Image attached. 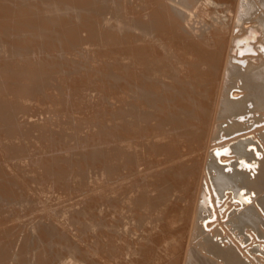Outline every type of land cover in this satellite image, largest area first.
<instances>
[{"label":"bare ground","instance_id":"bare-ground-1","mask_svg":"<svg viewBox=\"0 0 264 264\" xmlns=\"http://www.w3.org/2000/svg\"><path fill=\"white\" fill-rule=\"evenodd\" d=\"M43 1V0H42ZM59 1V0H58ZM58 1L56 0V2H55V4H57L58 3ZM65 1V0H64ZM69 2H70V0H68ZM68 1H65V2H67L68 3ZM72 1V3H74L73 1L74 0H71ZM76 2H77V0H75ZM82 1H84V0H82ZM87 2H89L88 0H86ZM94 1V0H93ZM111 1V0H110ZM116 1V0H115ZM137 1V0H136ZM44 2H45V0H44ZM49 2V1H48ZM47 2V3H48ZM51 2H52V4L54 5V1H52L51 0ZM62 2V1H61ZM61 2H59V3H61ZM79 2H80V0H79ZM85 2V1H84ZM86 2V3H87ZM92 1H90L89 3H88V7H89V4L91 3ZM95 3H97L98 4V0H97V2L96 1H94ZM94 2H92L91 3V5L94 3ZM101 2H102V0H101ZM101 2H99V4L101 3ZM104 2H105V0H104ZM107 2V1H106ZM112 2V1H111ZM148 2V1H147ZM153 2H154V4L156 5L154 8H153V11L152 12H150L151 10V8H149V7H147V8H149V10L146 12V8H144L145 10H143L144 12H146V14L148 15V13H151V14H149L150 15V17L148 18V19H150V21H149V23H146V22H148V19H146L147 21H145V19L143 18V16H142V18L144 19V20H142V21H138L139 19H136L135 20V17H137V16H135L136 15V13L133 11V13H135V17L133 18L135 21H138V23H140V25H137V26H139V28H138V31H142V32H140L139 34L137 33V35H141V33H142V37H139V36H137V37H139L143 42H144V40H146V38H147V40L149 39V41L151 42V43H149L150 44V46L152 45L154 48V52H152V54L150 53V55L149 54H147V51H146V49L148 50V48L149 47H145V45L144 46H141V44H140V46L137 48V59H135V58H132V59H135V60H137L138 62H136V63H138L136 66L138 67V69H139V71L141 72L140 73V76L138 77V75H136L138 78H139V80H137L138 81V85L137 84H135V85H137V88H139V89H141V90H138L137 88V90H138V93L140 94V96H141V98H142V100L144 99V101L146 102L147 101V103L149 102V103H151L150 105V109L152 108L155 112H153V113H155L154 115H158L160 118L159 119H157L158 120V122L159 121H161V125L163 124L164 126H167V127H162L161 128V126H159L160 124L157 122V124H159L158 126L160 127V128H155V126H157V124L155 125L154 123H156V122H154L153 123V125H152V127H149L148 128V126L147 125H150V124H148L149 123V121H148V119L150 118V116H152V114L151 113H149L148 111H144V112H140V111H138V113L140 112V114H141V117H139V118H134L135 120H131L130 118H128L127 120H129L130 119V121H132V122H129L126 126H125V129H124V132L126 133V134H129V132L131 131V130H133L134 132H132V133H135L136 134V136L138 137V133L142 130H145L146 129V131H147V134L149 133L151 136L154 134L155 136V140H154V143H153V146L152 147H150V146H148V147H150V148H153L154 149V151H152L151 149H147V150H151L155 155H157V156H162L163 157V159L161 160V164L158 166V167H156L155 168V166H156V164H155V166H153L154 167V171H153V180H154V184L151 182L150 183V186L149 187H151V188H153L152 187V185L151 184H153V186H154V188H155V195H153V196H155L154 198L156 199V201L155 202H157V201H160L159 203L157 202V204L155 205V202L153 203V201L155 200L154 198H152V199H154V200H152L150 197H152V196H150V195H148V197L152 200V203L149 201V200H147V198H146V195L148 194L146 191H145V189H147V187L148 186H146L147 185V183L149 182H147L146 183V188L144 189V187L142 186V188L144 189L143 191H142V194H141V196L139 197V198H137V197H134V198H130L128 195H127V192L126 191H124V190H122V192L124 193V196H123V199H127V200H129L128 202L130 203V200L132 201V207H133V209H134V207H136L135 209H134V214L133 215H135L134 217H132V219L133 218H136L135 219V221H137V222H135V223H137L136 224V226L135 225H133V226H135V228H131V229H128L129 227L127 226V224H126V226L127 227H123L122 225V222H120L119 221V224H122L121 226L124 228V230H126L125 232H127L128 233V231L131 233V236L130 237H134V235H133V233H135V232H137L138 231V233H140V231L139 230H141V229H145L146 228V224L148 223H150V225L151 224H153L154 225V228H155V230L157 229V231L159 230L160 232H162L163 231V233L161 234V235H163V234H165V233H167L165 236H160L161 238H163V241L164 240H166L165 242L167 243V249H168V252H167V255H168V259L170 258L171 260H170V262H168L169 260L168 259H166V261L170 264H264V0H153ZM43 3V2H42ZM50 3V2H49ZM48 3V4H49ZM81 3V2H80ZM108 3V2H107ZM113 3V2H112ZM137 3V2H136ZM138 3L140 4L141 2H139L138 1ZM137 3V4H138ZM44 4V3H43ZM43 4L41 5V4H39V5H41L42 7H44L43 6ZM62 4H63V2H62ZM61 4V5H62ZM70 3H68L67 5H66V3H65V5L66 6H70L69 5ZM77 4H78V2H77ZM83 3H81V5H82ZM97 4H95V6H100L101 5V7H103L104 5H102L103 4V2L100 4V5H97ZM105 4V3H104ZM118 4V3H117ZM117 4H115V7H114V9L116 8V5ZM141 4H143V3H141ZM140 4V5H141ZM149 4H150V2H149ZM148 4V5H149ZM45 5V4H44ZM74 5H76L75 3H74ZM74 5H72L71 7H73ZM80 5V4H79ZM78 6V8H82L83 9V7L82 6ZM84 5V4H83ZM86 6H87V4H85ZM106 5V4H105ZM109 5L110 6H112L110 3H109ZM109 5H106V6H108V8H110V6ZM147 5V4H146ZM41 6H39V8L41 7ZM47 6H49V5H46L45 7L47 8V12H45V10H43L45 13L44 14H48V12L50 11L49 10V8H51L52 7V5H51V7L49 6V7H47ZM58 6H59V4H58ZM94 6V4L92 5V7ZM94 6V7H95ZM153 6V5H152ZM56 7V8H55ZM71 7H68V9H65V7H64V4H63V8L65 9V10H67L66 11V14H67V12L68 11H71V13H74V15H75V12H76V14H77V12L79 11V9H78V11H75V12H72V8ZM85 7V6H84ZM87 7V8H88ZM97 8L98 10H99V12L100 11H103V9L102 8ZM137 7V6H136ZM135 7V5H134V8H136ZM140 7V6H139ZM143 7H144V5H143ZM146 7V6H145ZM55 8V9H54ZM59 8V10H60V7H58ZM69 8L71 9V10H69ZM77 8V5H76V7L74 8V9H76ZM90 8V7H89ZM105 8H107V7H105ZM104 8V9H105ZM141 8H142V5H141ZM141 8H140V10H141ZM23 9H25V8H23ZM53 9L54 10H57V6H54L53 7ZM81 9V10H82ZM85 9V8H84ZM83 9V10H84ZM96 9V8H95ZM96 9V10H97ZM102 9V10H101ZM113 9V10H114ZM118 9V8H117ZM28 11V9H25V12L27 13V11ZM37 10V9H36ZM35 10V11H36ZM59 10H58V13H60L59 12ZM62 10V9H61ZM60 10V11H61ZM77 10V9H76ZM83 10H82V12H80V13H83ZM87 10H89V9H87ZM90 10H92V9H90ZM106 11H107V9H105ZM112 10V9H111ZM111 10H110V12H111ZM116 10V9H115ZM138 10V12H141L139 9H137ZM136 10V11H137ZM34 11V12H35ZM40 11V10H39ZM39 11H38V13H39ZM42 11V12H43ZM63 11V10H62ZM74 11V10H73ZM86 11V10H85ZM93 11V10H92ZM95 11V10H94ZM118 11V10H117ZM117 11H115V14H118V13H116ZM3 12L5 13V10L3 9ZM2 12V14H4ZM21 12H24V11H21ZM29 12V11H28ZM30 12H32L33 14V16H35L34 15V12L33 11H31V9H30ZM29 12V14H30V17H31V13ZM42 12H41V14H42ZM52 12V14H55V12L54 11H51ZM64 13H65V11H63ZM63 12L61 13V14H63ZM86 12H89V11H86ZM91 12V11H90ZM89 12V16H87L88 18L92 15L91 13ZM98 12V13H99ZM108 12V11H107ZM114 11H112V13H113ZM38 13H37V11H36V15H38ZM50 13V12H49ZM57 13V12H56ZM57 13V14H58ZM70 13V12H69ZM70 13V14H71ZM80 13H78V14H80ZM100 13H102V15H104V13L103 12H100ZM28 14V13H27ZM28 14V15H29ZM40 14V15H41ZM52 14H50V16L52 15ZM57 14H55V15H57ZM91 14V15H90ZM93 14H94V16L93 17H95V18H97L96 17V12L94 13L93 12ZM108 14V13H107ZM114 14V15H115ZM138 14V13H137ZM4 15H6V13L4 14ZM20 16H21V14H19ZM22 15H24V14H22ZM43 15V14H42ZM45 15V18L43 17V16H40V17H43L44 19H47L46 17H48V21H52V20H54V18H53V16L54 15H52V19L50 20V17H49V15H47L46 16ZM60 15V14H59ZM59 15H57L58 16V18L60 19V17H62V16H64V15H62V16H59ZM100 16H101V14H99ZM113 15V14H112ZM139 15V14H138ZM142 15V14H141ZM143 15H144V13H143ZM146 15V16H147ZM7 16V15H6ZM5 16V18H7ZM19 16V17H20ZM32 16V17H33ZM39 16V15H38ZM38 16H37V18H38ZM56 16V17H57ZM65 16H67V15H65ZM64 16V17H65ZM70 17L71 16H73V15H69ZM78 16V15H77ZM84 16H85V14L83 15V17H82V15H81V17L82 18H84ZM107 16V15H106ZM115 16H117V15H115ZM122 16V15H121ZM25 17H27L26 15L24 16V18ZM30 17L28 16V18H29V20H30ZM32 17H31V19H32ZM68 17V16H67ZM69 17V18H70ZM74 17V16H73ZM80 17V18H81ZM86 17V16H85ZM111 17H113V16H111ZM123 17V16H122ZM122 17H120L119 19H121ZM139 17H141V16H139ZM139 17H137V18H139ZM145 17V16H144ZM66 18V17H65ZM68 18V20H70ZM79 18V17H78ZM90 18H92V17H90ZM102 18V17H101ZM103 18H106V17H104L103 16ZM108 18V17H107ZM142 18H140V20L142 19ZM23 19V16H22V18H20V20H22ZM36 18L34 17V20H35ZM39 19V18H38ZM62 19V18H61ZM75 19H77V18H75ZM75 19H74V21H75ZM86 19V18H85ZM112 19V18H111ZM111 19H109V20H111ZM116 18H113V20H115ZM17 20H18V17H17ZM16 19H15V21H17ZM25 20H27V18L26 19H24V22H25ZM33 20V19H32ZM42 20V19H41ZM66 20V19H65ZM82 20H84V19H82ZM105 20V19H104ZM116 20H118V18L116 19ZM127 20V19H126ZM134 20H132V21H134ZM13 21H14V19L12 20V25L14 24L13 23ZM14 21V22H15ZM31 21V20H30ZM47 21V24L49 23H53V21L52 22H48ZM57 21H59L58 19L56 20V22ZM62 21H64V19L62 20ZM72 21H73V19H72ZM78 21H79V19H78ZM78 21H75V22H78ZM84 21H86V20H84ZM83 21V22H84ZM88 21H89V19H88ZM101 21H102V19H101ZM120 21V20H119ZM123 21H124V23L123 24H125V22H126V26H127V23L129 22V19H128V22L127 21H125L124 20V18H123ZM145 21V22H144ZM21 21H18V23H20ZM23 22V21H22ZM61 22V21H60ZM59 22V24L61 25V23ZM82 21H81V19H80V21H79V23H81ZM87 22V21H86ZM100 22V21H99ZM98 22V23H99ZM108 22V21H107ZM113 22V21H112ZM112 22H109L108 24L110 25V24H113ZM115 22V21H114ZM131 22V21H130ZM10 23H11V21H10ZM15 23H17V22H15ZM27 23L28 24H30V27L31 26H33L35 23H36V21H35V23L33 22V21H31V23L28 21V22H26V25H27ZM45 23V26H47L46 25V22H44ZM55 23V22H54ZM53 23V24H54ZM58 23V22H57ZM68 23V22H67ZM77 24V23H75L74 25H77V27H78V25H79V27L81 26L80 24ZM88 23L89 22H87V25H88ZM103 23V21L99 24V25H101ZM105 23V22H104ZM118 21H117V24L116 25H118ZM136 23V22H135ZM37 24V23H36ZM42 24H43V21H42ZM66 24V23H65ZM65 24H63V26L65 25ZM72 24V23H71ZM83 24V28L85 27L84 25V23H82ZM91 24L92 23H90L89 25L91 26ZM15 25V24H14ZM18 25H23V23L21 24H17V26ZM24 25H25V23H24ZM25 25V26H26ZM40 25V24H39ZM58 25V24H57ZM60 25H58V26H56L55 24H54V26H56V27H59ZM66 25H68V24H66ZM88 25V26H89ZM93 26H94V23L92 24ZM98 25V24H97ZM114 25V24H113ZM16 26V27H17ZM27 26H29V25H27ZM26 26V27H27ZM41 26V25H40ZM43 26V25H42ZM45 26H43V27H45ZM49 26V25H48ZM47 26V27H48ZM53 26V27H54ZM89 26V27H90ZM102 26V25H101ZM120 26V25H119ZM125 26V27H126ZM135 26V25H134ZM24 27V26H23ZM26 27H24V28H26ZM30 27H29V29H30ZM49 27H51V26H49ZM56 27H54L55 28V31H54V33L56 32V30H57V28ZM60 27H62V26H60ZM59 27V28H60ZM65 27V26H64ZM102 27H106V26H102ZM107 27H109V26H107ZM106 27V28H107ZM110 27H112V26H110ZM128 27V26H127ZM126 27V28H127ZM131 27V26H130ZM129 27V28H130ZM133 27V26H132ZM131 27V30L134 28H132ZM136 27V26H135ZM14 28H15V26H14ZM13 28V30H19V28H20V26L18 27V29L16 28V29H14ZM24 28H22V29H24ZM40 28V27H39ZM59 28H58V30H59ZM75 28H76V26H75ZM87 29L85 30V31H87L88 30V27H86ZM97 28V27H96ZM95 28V29H96ZM105 28V29H106ZM122 28V27H121ZM125 28V29H126ZM128 28V29H129ZM28 29V28H27ZM37 29H38V27H37ZM41 29V28H40ZM78 30L76 31V32H79V30L80 29H82L81 27H80V29L79 28H77ZM98 29H99V27H98ZM102 29V28H101ZM105 29H103V31L105 30ZM112 29H113V27H112ZM137 29V28H136ZM136 29H133V30H135L136 31ZM140 29V30H139ZM20 30H21V28H20ZM52 30H54L53 28L51 29V31ZM61 30V29H60ZM83 30V29H82ZM97 30V29H96ZM100 30V29H99ZM110 30H111V28H110ZM109 30V31H110ZM123 30V29H122ZM81 31V30H80ZM85 31H82L83 32V34H85ZM89 31V30H88ZM103 31H101V32H103ZM106 31H108V30H106ZM135 31H133L134 33H135ZM15 32V31H14ZM60 32V31H59ZM64 33H65V31H63ZM67 32V34H69L70 35V32L71 31H66ZM69 32V33H68ZM75 32V33H76ZM81 32V33H82ZM92 32V33H91ZM100 32V31H99ZM113 32V31H112ZM112 32H110V33H112ZM115 32L116 31H114L113 33H112V35H115ZM125 32H126V30H125ZM12 33V32H11ZM10 33V34H11ZM17 33V32H16ZM15 33V34H16ZM19 33V32H18ZM50 33V32H49ZM87 33V32H86ZM93 34V31H91V29H90V32H89V34ZM105 32H103V34H104ZM107 34H108V32H106ZM119 33V32H118ZM121 33V32H120ZM134 33H131V34H134ZM10 34L8 33L7 34V36L8 37H11V36H13L12 34H11V36H10ZM20 34H22V33H20ZM57 34V33H56ZM60 34H62V33H60ZM66 34V36H68ZM72 34V33H71ZM161 34H163V35H161ZM45 35V34H44ZM52 35V34H51ZM54 35V34H53ZM52 35V36H53ZM59 35V34H58ZM64 35V34H63ZM104 35H106V34H104ZM110 35V34H109ZM109 35H106L105 37L107 38V36H109ZM120 35H122L123 36V34H120ZM128 35H130V33L128 32ZM135 35V34H134ZM151 35V36H150ZM166 36L167 37V43H164V44H166L165 45V48H164V50L162 49V50H159V48L161 49V45L159 44V42H158V40L159 39H161V36ZM6 36V35H5ZM17 37L18 36H20V35H16ZM15 36V37H16ZM46 36H48V33L46 32V35H45V37ZM65 36V35H64ZM65 36V37H66ZM86 36H87V34H86ZM94 37L96 36V38H97V36H99V35H97L96 33L93 35ZM93 36H92V38H93ZM101 37L103 36V35H100ZM148 36V37H147ZM150 36V37H149ZM14 37V38H15ZM26 37V36H25ZM32 37V36H31ZM31 37H26V38H31ZM44 37V36H43ZM55 37V36H54ZM104 37V36H103ZM109 37H111V36H109ZM108 37V38H109ZM118 37V36H117ZM125 37V35L123 36V38ZM160 37V38H159ZM20 38H24V37H20ZM19 38V39H20ZM33 38V37H32ZM35 38V40H36V37H34ZM60 35H59V37H58V39L60 40ZM89 38H91V36L89 35ZM113 38V37H112ZM111 38V39H112ZM119 38H121V39H123L122 37H119ZM132 38V37H131ZM135 38V37H134ZM139 38H137V39H139ZM157 38H159V39H157ZM55 39V38H54ZM57 39V40H58ZM65 39V38H64ZM70 39H71V37H70ZM111 39L109 40V39H107L108 41H111ZM114 40L116 39L117 40V38H115V36H114V38H113ZM119 40V41H113L114 42V44L115 43H120L121 44V41L122 40ZM129 39V38H128ZM4 40V39H3ZM38 40V39H37ZM56 40V39H55ZM65 40H67L68 41V38L67 39H65ZM92 40H94V38L92 39ZM124 40H127V39H124ZM146 40V41H147ZM162 40H166V38H164V39H161V41ZM1 41V40H0ZM5 41V40H4ZM33 41H34V39H33ZM39 41V43H40V40H38ZM44 41V40H43ZM49 41H52L53 42V40H49ZM49 41H47L48 43H49ZM70 41V40H69ZM91 41V40H90ZM95 41V40H94ZM93 41V42H94ZM98 40H96V42H97ZM106 41V40H105ZM6 42V41H5ZM51 42V43H52ZM56 42V41H55ZM61 42H65V41H61ZM84 42V41H83ZM86 42V41H85ZM85 42H84V44H85ZM92 42V43H93ZM99 42V41H98ZM101 42V41H100ZM107 42V41H106ZM113 42H111V43H113ZM125 41H123V43L122 44H125L124 43ZM138 42V41H137ZM136 42V44H138ZM142 42V45L144 44ZM1 43V42H0ZM22 43V42H21ZM20 43V44H21ZM28 43V42H27ZM26 43V44H27ZM38 43V44H39ZM43 43V42H42ZM42 43H40V46L42 45ZM47 43V44H48ZM71 42H69V44H70ZM75 43V42H74ZM86 43H88V41L86 42ZM90 43V42H89ZM132 43V42H131ZM134 43V42H133ZM141 43V42H140ZM20 44H18V45H20ZM45 44V43H44ZM43 44V45H44ZM71 44H73V43H71ZM83 44V43H82ZM99 44V43H98ZM22 45V44H21ZM24 45V44H23ZM23 45H22V47H23ZM29 45H30V43H29ZM49 45H51V44H49ZM48 45V46H49ZM53 45H54V43H52V47H53ZM61 45H63V44H61ZM75 45V44H74ZM74 45H72L73 46V49L74 48H77V47H79V45L77 46V41H76V47H74ZM94 45V44H93ZM93 45H92V47H93ZM119 44H117V46H118ZM130 45V44H129ZM128 45V46H129ZM163 45V44H162ZM5 46V48H7L6 49V51L8 50V45H4ZM7 46V47H6ZM15 46H17V45H15ZM25 46V45H24ZM27 46H28V44H27ZM45 46H47L46 44H45ZM47 46V47H48ZM56 46V45H55ZM68 46V45H67ZM67 46H65V49L67 48ZM72 46H71V48H72ZM81 46V45H80ZM89 46H91V44L89 45ZM97 46V45H96ZM99 46L100 47H103L104 46V44H103V46L102 45H98V48H99ZM111 46V45H110ZM120 46V45H119ZM124 46V45H123ZM126 46V45H125ZM135 46V45H134ZM148 46V45H147ZM164 46V45H163ZM14 47V46H13ZM20 46H18V48H19ZM22 47H20V48H22ZM43 47V46H42ZM50 47V46H49ZM59 47H61V46H59ZM62 47H64V46H62ZM88 47V46H87ZM105 47V46H104ZM113 47H115V46H113ZM133 47V46H132ZM137 47V46H136ZM136 47H134V48H136ZM19 48V49H20ZM44 48V47H43ZM56 48V47H55ZM106 48V47H105ZM108 48V47H107ZM122 48V47H121ZM151 48V47H150ZM1 49H3L4 50V48H1ZM16 49H17V47H16ZM19 49H17L18 51H19ZM46 49V48H45ZM50 49V51L49 52H51V50H53L52 51V54L54 55L55 53H53L54 52V50L56 51V49H54V48H52L51 49V47L49 48ZM57 49H59L58 48V46H57ZM61 49H63V48H61ZM61 49H59L60 50V53L63 51H61ZM77 49H79V48H77ZM94 49V48H93ZM92 49V50H93ZM104 49V48H103ZM109 49V48H108ZM126 48L124 47L123 49H122V51H124ZM128 49V48H127ZM152 49V50H153ZM3 50H0V51H3ZM13 50V49H12ZM12 50H11V48H10V52H12ZM47 51H48V49H46ZM70 50V49H69ZM83 50V49H82ZM91 50V51H92ZM107 50V49H106ZM114 50V49H113ZM118 50H120L121 51V49H118ZM8 51V52H9ZM15 51V50H14ZM13 51V52H14ZM18 51H16L17 53H18ZM66 51V50H65ZM65 51H63V53L65 52ZM88 51V50H87ZM87 51H86V53H87ZM89 51H90V49H89ZM99 51L102 53V50H100L99 49ZM99 51H98V53H99ZM128 51V50H127ZM131 52H132V50H130ZM129 51V52H130ZM149 52L151 51V50H148ZM12 52V53H13ZM57 52H59V51H57ZM67 52V51H66ZM103 52H105V50L103 51ZM124 52H126V51H124ZM11 53V54H12ZM48 53V52H47ZM59 53V55H61ZM62 53V54H63ZM69 53V52H68ZM78 53H80V54H82V52H78ZM96 53V50H95V52H93V54H95ZM1 54V53H0ZM3 54V53H2ZM1 54V55H2ZM10 54V53H9ZM8 54V55H9ZM20 54V53H19ZM64 54H66V53H64ZM62 55V56H65V55ZM71 54V53H70ZM73 54V53H72ZM75 54V53H74ZM89 54H91V53H89ZM92 54V55H93ZM103 54V53H102ZM101 54V57L103 56ZM118 54H119V52H118ZM133 53H131L130 54V56L132 55ZM135 54V53H134ZM5 55H7V54H5ZM5 55H2V56H5ZM49 55V54H48ZM57 55V54H56ZM2 56H0L1 58V61L3 60L2 58ZM51 56V55H50ZM58 56V55H57ZM57 56H54V58L55 57H57ZM61 56V57H62ZM73 56V55H72ZM76 56V55H75ZM83 56H85V52H84V54H83ZM81 57L83 60H87L88 58H84V57ZM86 56H87V54H86ZM85 56V57H86ZM98 56H99V58H100V55L98 54ZM105 56V55H104ZM9 57H10V55H9ZM60 57V56H59ZM79 57H80V55H79ZM89 57V56H88ZM94 57V56H93ZM119 57V56H118ZM122 57H124V56H122ZM131 57H133V56H131ZM130 57V58H131ZM6 58H8V56H6L5 57V59ZM46 58L48 59V56H46ZM49 58H52V56L51 57H49ZM99 58H98V60H99ZM129 58V57H128ZM53 59V58H52ZM59 59V58H58ZM73 59H74V57H73ZM72 59V60H73ZM81 59V60H82ZM94 59V58H93ZM103 59V60H102ZM102 62H104V58L102 57ZM115 59V58H114ZM7 60V59H6ZM49 60V59H48ZM55 60H57V58L56 59H54V62H55ZM80 60V61H81ZM90 60V59H89ZM119 60L120 59H118L117 61L119 62ZM130 61H131V59H129ZM0 61V62H1ZM8 61V60H7ZM64 62L65 63V60H63V58H61V61L60 62ZM78 61H79V59H77V63L76 62H74V63H76V64H74L73 62H71V63H73V64H70V66L71 65H74V67H75V65H78ZM79 61V62H80ZM88 61V60H87ZM91 61V60H90ZM124 61V60H123ZM132 61H134V60H132ZM3 62V61H2ZM5 62V61H4ZM58 62V64H59V61H57ZM82 62V61H81ZM80 62V63H81ZM92 62H93V60H92ZM97 62H99V61H97ZM97 62H94V64L95 63H97ZM129 62V61H128ZM51 63V62H50ZM79 63V64H80ZM84 63V62H83ZM82 63V64H83ZM100 63V62H99ZM121 63V62H120ZM123 63V62H122ZM57 64V65H58ZM61 64V63H60ZM59 64V65H60ZM66 64H67V62H66ZM106 64V63H105ZM131 64V63H130ZM134 64V63H133ZM53 65H55V64H53ZM87 65H90L89 63L88 64H86V66ZM92 65V64H91ZM90 65V66H91ZM104 65V64H103ZM116 65H118V63L116 64ZM121 65V66H120ZM125 66V64H119V66H120V68L122 67V66ZM49 65H47V68H50V67H48ZM52 66V65H51ZM63 67L64 65H60L59 66V68L60 67ZM68 66V65H67ZM90 66H89V68H90ZM94 66V65H93ZM81 66H79V68H80ZM82 67H84L83 65H82ZM104 67H107V66H104ZM127 67V66H126ZM125 67V68H126ZM134 67H135V64H134ZM133 67V68H134ZM46 68V69H47ZM54 68V67H53ZM55 68L57 69V67H56V65H55ZM68 68H69V66H68ZM88 68V69H89ZM93 68V67H92ZM97 68V67H96ZM99 68V67H98ZM102 69H103V67H101ZM101 68H99L100 70H101ZM129 68H130V66H129ZM20 69V68H19ZM61 69V68H60ZM71 69H73V67H71ZM69 70V71H73V70ZM75 69V68H74ZM86 69V68H85ZM84 69V70H85ZM48 71H50V69H47ZM78 69L76 68L74 71H77ZM81 70H83L82 68H81ZM80 70V71H81ZM97 70V69H96ZM96 70H94L95 72H96ZM132 70H134V69H132ZM18 71H20V70H18ZM47 71V72H48ZM53 72L54 71H56V70H52ZM64 71V70H63ZM88 71V70H87ZM94 71H91V72H94ZM102 71V70H101ZM115 71V70H114ZM129 71V70H128ZM21 72H22V70H21ZM21 72H20V76L22 75L21 74ZM25 72V71H24ZM52 72V73H53ZM98 72V74L100 73L99 71H97ZM122 72V70L120 71V75L122 74L121 73ZM125 72H126V70H125ZM1 73V72H0ZM16 74L18 73V72H15ZM37 72H34V74H36ZM51 73V74H52ZM56 73V72H55ZM68 73V72H67ZM63 74V75H68V74ZM80 73V72H79ZM85 73V72H84ZM105 73V72H104ZM130 73V72H129ZM29 74V73H28ZM27 74V75H28ZM41 74V73H40ZM48 74L49 75H47V76H50L51 78H53L55 75H52L51 76V74L48 72ZM59 74V73H58ZM83 74V73H82ZM89 74V73H88ZM87 72H86V78H88L87 77ZM111 74H113L112 72H111ZM134 74H138V70H137V73H134ZM134 74H133V76H134ZM13 75H15V74H13ZM38 75V74H37ZM36 75V76H37ZM84 75V74H83ZM93 75H96V74H94L93 73ZM100 75H102V77H103V74H100ZM129 75V74H128ZM17 76H18V74H17ZM25 77H26V75H24ZM23 76V77H24ZM60 75H58V77H59ZM69 76H70V73H69ZM68 76V77H69ZM92 75H90V77H91ZM124 76V75H123ZM46 77V76H45ZM49 77V78H50ZM62 77V76H61ZM68 77H66V78H63V79H66L67 81H68ZM95 77V76H94ZM94 77H92V78H94ZM114 77L116 78V77H118V76H115L114 75ZM125 77V76H124ZM124 77H122V78H124ZM129 77L130 76H128V79H129ZM17 78H19V76L17 77ZM27 78V77H26ZM26 78H25V80H26ZM30 78H35L34 77V75H33V77H31L30 76ZM36 78H38V76L36 77ZM43 78V77H42ZM47 78V77H46ZM45 78V79H46ZM56 78V81L58 82V80H59V78H57V77H55ZM85 78V77H84ZM85 78V79H86ZM104 78V77H103ZM115 78L112 80V81H114L115 80ZM24 79V78H23ZM41 79V78H40ZM39 78L38 79H36L35 81H40L41 82V80H40ZM54 79V78H53ZM58 79V80H57ZM61 79V78H60ZM82 79V78H81ZM96 78H94V80H95ZM99 79H102V78H97V82H99ZM112 79V78H111ZM118 79H119V77H118ZM125 79V78H124ZM132 79V78H131ZM131 79H129V80H131ZM137 79V78H136ZM20 80V79H19ZM18 80V81H19ZM34 80V79H33ZM44 80V79H43ZM62 80V79H61ZM73 80H75V79H73ZM83 80V79H82ZM82 80H80V81H82ZM89 80V79H88ZM90 80H93V79H90ZM121 80V79H120ZM20 81H22V80H20ZM47 82L49 81V79L48 80H46ZM51 81V80H50ZM53 81V80H52ZM104 81V80H103ZM106 81L108 82V80L106 79ZM105 81V82H106ZM116 81V80H115ZM114 81V82H115ZM118 81V80H117ZM122 81H125V80H122ZM127 81V83H129L128 82V80H126ZM22 82H24V80L22 81ZM43 82V81H42ZM53 82H55V81H53ZM52 82V83H53ZM57 82H55L56 84H57ZM60 82V81H59ZM58 82V83H59ZM63 82L65 83L66 81H64L63 80ZM69 82L71 83L72 81H70L69 80ZM77 82V81H76ZM83 82H85V80H83ZM88 82V81H87ZM97 82H96V85L95 86H97ZM18 83V82H17ZM52 83L50 84L49 83V85H50V87L52 86ZM61 84H62V82H60ZM60 83H59V85H60ZM93 83H95V82H93ZM134 83V82H133ZM14 85L16 84V83H13ZM21 84V83H20ZM46 84V83H45ZM54 84V83H53ZM55 84V85H56ZM69 86H70V84L69 83H67ZM72 84V83H71ZM77 84H78V82H77ZM87 85H88V83H86ZM100 84H106V83H103V82H100ZM114 84V83H113ZM116 85H117V83H115ZM122 85H126V84H124V83H121ZM132 84V83H131ZM3 85V84H2ZM11 85H12V83H11ZM11 85H10V91H11V93L13 92L12 90V88H11ZM22 85V84H21ZM21 85H19V86H21ZM44 85V84H43ZM49 85H47V86H49ZM54 85V86H55ZM63 85V84H62ZM64 85H66V84H64ZM84 85H85V83H84ZM86 85V86H87ZM107 85H109V84H107ZM127 85H129V84H127ZM134 85V86H135ZM5 87H7L6 85H4ZM53 86V87H54ZM57 86V85H56ZM75 86V85H74ZM80 86H81V82H80ZM101 86V85H100ZM114 86V85H113ZM121 86V85H120ZM133 85L131 86L132 88L134 87ZM12 87H13V85H12ZM27 87H28V85H27ZM41 87H43V86H41ZM45 87V86H44ZM57 87H61V86H57ZM66 87V86H65ZM71 87V86H70ZM77 87H79V86H77ZM76 87V88H77ZM88 87V86H87ZM85 88V89H88L89 90V87H91V86H89L88 88ZM92 87H94L93 85H92ZM99 87V86H98ZM98 87H96V88H98ZM108 87V86H107ZM116 87V86H115ZM127 87V86H126ZM129 87V86H128ZM131 87H129L130 89H131ZM0 88H1V85H0ZM15 88H17V86L15 87ZM19 88V87H18ZM21 88V87H20ZM24 88H26V87H24ZM56 88V87H55ZM72 88V87H71ZM75 88V87H74ZM101 88H102V86H101ZM111 88V87H110ZM44 89V88H43ZM50 89V88H49ZM57 89V88H56ZM66 89V88H65ZM64 89V90H65ZM73 89V88H72ZM94 89V88H93ZM92 89V90H93ZM107 89V88H106ZM112 89V88H111ZM119 89H120V87H119ZM3 90H5V89H3ZM9 90H8V92H6V93H4V95H9V94H7V93H9ZM24 90V89H23ZM45 90V89H44ZM44 90H42V91H44ZM51 90H54L53 88L51 89ZM63 89H62V87H61V90H59V92L60 91H62ZM67 90V89H66ZM70 90V89H69ZM75 90V89H74ZM82 90V89H81ZM95 90V89H94ZM108 90V89H107ZM107 90H105V91H107ZM134 91H135V89H133ZM41 91V90H40ZM46 91V90H45ZM76 91H78V90H75V92L74 93H76ZM104 91V90H103ZM103 91H102V93H103ZM118 91V90H117ZM116 91V92H117ZM121 91H122V88H121ZM129 91V90H128ZM2 93H3V91H1ZM0 92V93H1ZM15 92V91H14ZM17 92H19V91H17ZM23 92V91H22ZM24 92H25V90H24ZM23 92V93H24ZM27 92V91H26ZM36 92H38V91H36ZM35 92V93H36ZM47 92V91H46ZM46 92L44 93V94H46ZM54 92V91H53ZM49 93L50 95L51 94H53L54 95V93ZM56 92H57V90H56ZM59 92L57 93V94H59ZM68 92H70V91H68ZM80 93H81V91H79ZM86 92V91H85ZM84 92V93H85ZM114 92V91H113ZM123 92V91H122ZM130 92V91H129ZM132 92V91H131ZM131 92H130V95H132L133 94V92H132V94H131ZM28 93V92H27ZM42 93V92H41ZM64 93V92H63ZM62 93V94H63ZM65 93H66V91H65ZM101 93V92H100ZM102 93H101V95H99V96H101L102 97ZM13 94V93H12ZM25 94V93H24ZM24 94H23V96H24ZM31 93H29V94H27V96L28 95H30ZM34 94V93H33ZM49 94H46V95H49ZM57 94H55V95H57ZM77 94H79L78 92H77ZM88 94H90V92L88 93ZM97 94H99V93H97ZM104 94V93H103ZM108 94H110V93H108ZM107 94V96H109ZM118 94H120V93H118ZM127 95L129 94V93H126ZM126 94H125V96H126ZM2 94H0V98L3 96H1ZM13 95H15V93L13 94ZM13 95L11 96V97H13ZM59 95H61V94H59ZM79 95H81V94H79ZM114 95V94H113ZM120 95H122V94H120ZM21 96V95H20ZM26 96V97H27ZM31 96L33 97V95L31 94ZM37 96V95H36ZM41 96V95H40ZM45 96V95H44ZM58 96V95H57ZM62 96V95H61ZM69 96V95H68ZM76 96V95H75ZM75 96H73V97H75ZM83 96V95H82ZM90 96H94V95H90ZM106 96V95H105ZM104 96V97H105ZM124 96V95H123ZM135 96H137V94L136 93H134V101H135ZM4 97V96H3ZM2 97V98H3ZM6 97V96H5ZM4 97V98H5ZM9 97V99H11L10 100V102L12 101V98H10V96H8ZM17 97H18V100L20 99L19 98V94L17 95ZM25 97V96H24ZM38 97V96H37ZM55 97V96H54ZM59 98H61L60 96H58ZM72 97V98H73ZM94 97H97L96 95L94 96ZM120 96L118 95V98H119ZM126 97H129V96H126ZM125 97V98H126ZM138 97H139V95H138ZM1 98V99H2ZM15 98V97H14ZM30 99V97H27V99ZM33 98H35V96L33 97ZM40 98H42V96L40 97ZM43 98H47L46 96L45 97H43ZM42 98V99H43ZM48 98H49V96H48ZM51 98H52V95H51ZM62 98H63V96H62ZM70 97H68V99H69ZM71 98V99H72ZM112 98H113V96H112ZM8 98H7V100H9ZM16 99V98H15ZM28 99V100H29ZM53 99H55V98H53ZM57 99V98H56ZM68 100V101H71L72 102V100ZM82 99H83V97H82ZM91 99V98H90ZM97 99V98H96ZM98 99H99V97H98ZM105 100H106V97L104 98ZM120 99V98H119ZM127 99V98H126ZM140 99V98H139ZM6 100V101H7ZM14 100V99H13ZM24 100V99H23ZM26 100V99H25ZM25 100L23 101V102H25ZM27 100V101H28ZM35 100V99H34ZM38 100V99H37ZM41 100V99H40ZM44 100V99H43ZM49 100V99H48ZM52 100V99H51ZM57 100H59V99H57ZM56 100V101H57ZM64 100V99H63ZM92 100H94V99H91V101ZM114 100H117V99H114ZM125 100V99H124ZM127 100H129V99H127ZM127 100H125L124 102H126ZM130 100H131V98H130ZM133 100V99H132ZM131 100V101H132ZM137 100V99H136ZM3 101V100H2ZM1 101V102H2ZM31 100H29L27 103H29V107H32L33 105H31L30 106V104H31V102H30ZM39 101V100H38ZM52 101H55V100H52ZM51 101V102H52ZM62 100H60V102H61ZM74 101L75 100H73V103H74ZM99 101H101V99H99L98 100V102ZM107 101V100H106ZM131 101H129L130 103H131ZM137 101H139V100H137ZM137 101L136 102H134V104H133V107H130V110H132L131 111V113L132 112H134V108H135V110H139V103H137ZM12 102H14V101H12ZM15 102H17L16 100H15ZM35 102V101H34ZM34 102H32V103H34ZM42 102V101H41ZM50 102V101H49ZM63 102V101H62ZM64 102H66V101H64ZM93 102V101H92ZM104 101L102 100L101 101V103H103ZM108 102V101H107ZM119 102V101H118ZM117 102V103H118ZM120 102H123V100H121ZM123 102V103H124ZM141 102V101H140ZM167 102V104H165ZM2 103H4V107L6 106L7 107V105L8 104H13L14 106H15V104L14 103H5V100H4V102H2ZM1 103V104H2ZM21 103L22 102H20L19 104H20V106H21ZM35 103H37V102H35ZM39 103V102H38ZM45 103V102H44ZM59 103V102H58ZM58 103H56V104H58ZM76 103H78L77 101H76ZM79 103H81L82 104V102H79ZM84 103H85V101H84ZM83 103V104H84ZM90 103V102H89ZM96 103V100H95V102L94 103H92V105H94ZM100 103V102H99ZM98 103V104H99ZM117 103H115V105H117ZM122 103V104H123ZM127 103V102H126ZM126 103H124V106H125V109H126V105L129 107V106H131L130 104L128 105V103L126 104ZM149 103H148V105H149ZM0 104V105H1ZM40 104V103H39ZM51 104V103H50ZM50 104H49V106H50ZM54 104L55 103H53L52 105L54 106ZM63 104V103H62ZM71 104V103H70ZM87 104V103H86ZM104 104H106V102L105 103H103V108H107L106 106L104 107ZM108 104H110V101L108 102ZM114 104V103H113ZM120 105H121V103H119ZM126 104V105H125ZM17 105V104H16ZM24 105V104H23ZM22 105V106H23ZM44 105V104H43ZM46 105H47V103H46ZM51 105V106H52ZM91 105V106H92ZM100 105V104H99ZM140 105H142V103L140 104ZM144 105V104H143ZM142 105V106H143ZM145 105H146V107H147V104L145 103ZM2 106V105H1ZM22 106L19 108L20 109V111L22 112V110H24L25 108L28 110V108H27V106L26 105H24V106H26L24 109H22ZM34 106H36L35 104H34ZM34 106H33V108L32 109H35L34 108ZM38 106V105H37ZM71 106V105H70ZM79 106H80V104H79ZM78 106V107H79ZM108 107H109V105H107ZM119 106V105H118ZM122 106V105H121ZM124 106L123 107H121L120 108V106H119V108H120V110H119V113H120V111H121V109H123L124 108ZM3 106H2V108L5 110L6 108H4ZM17 107H18V105H17ZM16 107V108H17ZM39 108H41L40 106H38ZM38 107H37V109H38ZM44 107H45V105H44ZM47 107V106H46ZM63 107H66V104H65V106H63ZM76 107H77V105H76ZM95 107V106H94ZM94 107H91V108H93V110H97V109H94ZM97 108L99 107V106H96ZM110 107H112V103H111V106ZM114 107H117V106H114ZM149 107V106H148ZM173 107V108H172ZM15 108V107H14ZM13 108V109H14ZM50 108V107H49ZM53 108V107H52ZM54 108H56V107H54ZM58 108H59V104H58ZM60 108H61V106H60ZM59 108V110H61ZM67 108V107H66ZM83 108V107H82ZM86 108V107H85ZM90 108V109H91ZM118 108V109H119ZM142 108V107H141ZM3 109H1L0 108V110H3ZM8 109V108H7ZM22 109V110H21ZM89 109V110H90ZM99 109H101L100 107H99ZM112 109V108H111ZM114 109V108H113ZM118 109H114V110H118ZM147 109V108H146ZM149 109V110H150ZM10 110L11 111H13L12 110V107L10 108ZM15 110H17V109H15ZM39 110V109H38ZM43 110H44V108H43ZM69 110V112H70V108L68 109ZM72 110V109H71ZM76 110H78V109H76ZM75 110V111H76ZM83 111H84V109H82ZM82 110H81V112H82ZM88 110V109H87ZM127 110H128V108H127ZM126 110V111H127ZM29 111V110H28ZM28 111H27V113H28ZM35 112H36V109L34 110ZM33 111V112H34ZM52 111L53 112H51V111H49V113L51 112L52 114L56 111H54V109H52ZM62 111L64 112V110L62 109ZM85 111H86V109H85ZM100 111H102V110H100ZM125 111V110H124ZM143 111V110H142ZM2 112V111H1ZM6 112H9V113H11L9 110H6ZM21 112H19V113H21ZM34 112V113H35ZM38 112V111H37ZM41 112V111H40ZM39 112V113H40ZM72 112V111H71ZM87 112V111H86ZM86 112H84L85 114H86ZM97 112H99V111H97ZM109 112V111H108ZM116 112V111H115ZM128 112V111H127ZM126 112V113H127ZM148 112V113H147ZM150 112H152V110L150 111ZM2 113H4V111L2 112ZM13 114H15V111H13L12 112ZM12 113H11V115H10V117L9 118H11V119H13V117L15 116H13L12 115ZM42 113H43V111H42ZM44 113H47V112H45L44 111ZM49 113H48V118H49V116L51 115H49ZM58 113V112H57ZM56 113V114H57ZM75 113V112H74ZM74 113H72V114H74ZM77 113H79V111L78 112H76V115H77ZM83 113V112H82ZM82 113H81V115H82ZM107 116V114L105 113V112H102V115L101 116H104V114ZM111 113V112H110ZM126 113H124L123 112V114H126ZM131 113H129L128 112V114H131ZM136 113V111L133 113V114H135ZM6 113H4L3 115H5ZM16 114H17V112H16ZM25 114H26V112H25ZM56 114H53V115H56ZM59 114V113H58ZM57 114V115H58ZM60 114H61V112H60ZM65 114H66V112H65ZM68 114H70V113H68ZM67 114V115H68ZM71 114V115H72ZM109 114V113H108ZM118 114V113H117ZM117 114H113L112 113V115H111V117L113 116V115H117ZM2 115V114H1ZM2 115V116H3ZM31 115V114H30ZM34 115V114H33ZM32 115V116H33ZM52 115V116H53ZM67 115H65V117H68ZM92 115L93 114H91V117H92ZM120 115H122L121 113H120ZM119 115V116H120ZM137 115V114H136ZM136 115H134V116H136ZM6 116H9V115H6ZM18 116V115H17ZM20 116H22V115H20ZM23 116H24V113H23ZM22 116V117H23ZM26 116H29V115H26ZM43 116V115H42ZM90 116V115H89ZM105 116V118H107ZM109 116V115H108ZM125 116V115H124ZM131 116V115H130ZM139 116V115H138ZM158 116H156V117H158ZM4 117V116H3ZM3 117L1 118V119H3ZM22 117H21V119H22ZM30 117V116H29ZM41 117V116H40ZM44 117V116H43ZM60 117H62V115L60 116ZM64 117V118H65ZM86 117H87V115L85 116V118L84 119H86ZM96 117V116H95ZM110 117V116H109ZM117 117V116H116ZM121 118H122V116H120ZM119 117V120L121 119ZM133 117V116H132ZM131 117V118H132ZM5 118H7V117H5ZM17 118V117H16ZM19 118V117H18ZM17 118V119H18ZM27 118V117H26ZM34 118H37L36 116L34 117ZM34 118H32L31 117V120L32 119H34ZM45 118L47 119V116L45 115ZM45 118H44V120H45ZM51 118V117H50ZM49 118V119H50ZM63 118V117H62ZM61 118V119H62ZM73 118V117H72ZM71 118V119H72ZM78 118V116H76V119ZM102 118H104V117H102ZM102 118H100V119H102ZM105 118H104V120H105ZM154 118V117H153ZM20 119V118H19ZM30 119V118H29ZM40 119H42V117L40 118ZM53 119V118H52ZM51 119V120H52ZM55 119V118H54ZM53 119V120H54ZM56 119H57V116H56ZM58 119H59V116H58ZM67 118H65L64 120L67 122V120H66ZM70 119V120H71ZM80 119H82L81 118V116H80ZM88 119V118H87ZM87 119L85 120V121H87ZM94 119V121H95V118H92V120ZM97 119V118H96ZM99 119V118H98ZM115 119H117V118H115ZM123 119V118H122ZM121 119V120H122ZM126 119V118H125ZM155 119V118H154ZM3 120H5V119H3ZM23 120H25V116H24V118H23ZM22 120V121H23ZM31 120H29V122L31 123ZM43 120V119H42ZM50 120V122H51V124L53 125V124H55V122H58V120L57 121H53V123H52V121ZM63 120V121H64ZM73 120V119H72ZM72 120H71V122H72ZM88 120H90V118L88 119ZM109 120H114V119H112V118H110ZM109 120H108V122H109ZM156 120V121H157ZM8 121H11V120H7V123H9ZM12 121H14V119L12 120ZM11 121V122H12ZM22 121H20V122H22ZM27 122H28V120H26ZM34 121H36V120H34ZM39 121H41V120H39ZM47 121H49V120H47ZM60 121V120H59ZM76 121V120H75ZM78 121H79V119H78ZM83 121V120H82ZM101 121V120H100ZM100 121H99V123L98 124H100ZM115 121V120H114ZM150 121H152V118H151V120ZM3 122H5V121H2V123ZM17 122V121H16ZM24 122V121H23ZM28 122V123H29ZM44 122H46V120L45 121H43V123ZM68 122H69V119H68ZM90 122H92V121H90ZM97 122V121H96ZM107 122V121H106ZM112 122V124H114V127H115V123H113V121H111ZM116 122V121H115ZM117 122H118V124H120V126H121V124H122V121H118V119H117ZM116 122V123H117ZM119 122H121V123H119ZM126 122V120L124 121V123ZM14 123V122H13ZM18 123H19V120H18ZM25 123V122H24ZM36 123V122H35ZM41 123V122H40ZM42 123V124H43ZM47 123V122H46ZM64 123V122H63ZM73 123H74V121H73ZM73 123H71V125L73 124ZM75 123H77V121L75 122ZM73 124V125H75V127H76V124ZM79 123V122H78ZM83 123V122H82ZM93 124H95L96 125V123L95 122H92ZM102 123V122H101ZM104 123H105V121H104ZM110 123V122H109ZM123 123V124H124ZM147 123V124H146ZM17 125V123H14V125ZM31 124H33V123H31ZM41 124V125H42ZM45 124V123H44ZM44 124H43V126H44ZM48 124V123H47ZM65 124V123H64ZM68 124H70V123H68ZM106 124V123H105ZM104 124V126L105 127H107L106 125ZM111 124V123H110ZM112 124H111V126H112ZM117 124V125H118ZM146 124V127L147 128H145V126L144 125ZM1 125V124H0ZM19 125V126H18ZM17 126L18 127H20V124H18ZM25 125H26V123H25ZM24 125V126H25ZM29 125V124H28ZM41 125L40 126H38L37 124H35V126H36V128H42L41 127ZM52 125H50V126H52ZM58 125V124H57ZM62 125V124H61ZM66 125H67V123H66ZM64 126L63 125V127H66V129H71L72 130V128H70V127H72V126ZM77 125H80V124H77ZM82 125V124H81ZM83 125H85L84 123H83ZM86 125H91V123H87ZM116 125V126H117ZM125 125V124H124ZM143 125V126H142ZM2 126H3V124H2ZM33 126V125H32ZM35 126H33V128H35ZM38 126V127H37ZM93 126V125H92ZM97 126V125H96ZM100 127H101V125H99ZM120 126H119V128H120ZM123 126V125H122ZM122 126H121V128H122ZM151 126V125H150ZM154 126V127H153ZM157 126V127H158ZM12 127H13V125H12ZM11 127V128H12ZM18 127H16L15 126V128H18ZM22 127V126H21ZM25 127H27V125L25 126ZM29 127V126H28ZM27 127V128H28ZM46 127H47V125H46ZM55 126H53V127H51V128H54ZM59 127V126H58ZM62 127V128H63ZM74 127V126H73ZM74 127V128H75ZM83 126H81V128H82ZM95 127V126H94ZM30 128H31V126H30ZM56 128H57V126H56ZM59 128H61V127H59ZM59 128H58V130H59ZM61 128V129H62ZM77 128V130L79 129V126H77L76 127ZM96 128V127H95ZM94 128V129H95ZM103 128V127H102ZM108 128H111L110 127V125H109V127ZM117 127H115V129H116ZM123 128H124V126H123ZM130 128V129H129ZM0 129H2L3 130V128L1 127ZM7 128H5L4 130H6ZM10 129V128H9ZM8 129V130H9ZM24 129H26V128H24ZM43 129V128H42ZM46 129V128H45ZM64 129V128H63ZM84 131L86 130V129H84V128H82ZM90 129H91V127H90ZM94 129H91V130H94ZM98 129V128H97ZM100 129L101 128H99V131H100ZM7 130V131H8ZM11 130V129H10ZM14 130H16V129H14ZM13 130V131H14ZM28 130H30V129H26L25 131H26V136H27V134L29 133V132H27ZM38 130V132L40 131L39 129H37ZM36 130V131H37ZM49 131H51L52 129H48ZM65 130V129H64ZM103 130H105V128H103ZM107 130H111V129H106L105 131H107ZM113 131H115L114 129H112ZM119 130V129H118ZM123 130V129H122ZM126 130V131H125ZM13 131H12V133H13ZM24 131V130H23ZM31 132H35L36 133V131H34V130H30ZM53 131V130H52ZM60 131V130H59ZM70 131V130H69ZM68 131V132H69ZM80 131H82L81 129H80ZM87 131H88V133H89V128H87ZM94 131H96V129L94 130ZM94 131H92L93 133V135H95V132ZM101 131H102V129H101ZM145 131V132H146ZM16 132V131H15ZM18 132V131H17ZM16 132V133H17ZM42 132V131H41ZM40 132V136H41V140H42V133ZM67 132V131H66ZM66 132H62L64 135L66 134ZM91 132V131H90ZM118 132V131H117ZM117 132H115V133H117ZM1 133H5V131L4 132H2L1 131ZM7 133V132H6ZM5 133V134H6ZM11 132H9L8 133V135L10 136V135H13L12 133L10 134ZM23 133V132H22ZM44 133V132H43ZM46 133H48V131L46 132ZM87 133V132H86ZM86 133H84L83 132V134H86ZM99 133L100 132H98V135H99ZM102 133H104L103 131H102ZM114 133V132H113ZM119 133V132H118ZM142 133V132H141ZM140 133V134H141ZM18 134H19V132H18ZM31 134V133H30ZM49 134V133H48ZM47 134V135H48ZM55 134V133H54ZM59 134H60V132H59ZM62 134V135H63ZM105 134H107L106 132H105ZM104 134V135H105ZM125 134V135H126ZM146 134V135H147ZM149 134H148V139H149ZM14 135H15V137H17V134H15L14 133ZM22 135V134H21ZM37 135V134H36ZM34 136V135H31V136H33V139L35 140V138H37V136ZM51 135V134H50ZM49 135V136H50ZM57 135V134H56ZM87 135V134H86ZM91 135V134H90ZM96 135H97V131H96ZM104 135H103V137H104ZM125 135H122V136H124V137H126ZM145 135V134H144ZM143 135V136H144ZM19 136V135H18ZM46 135L44 134V137H45ZM58 136V135H57ZM61 136V135H60ZM88 136V135H87ZM100 136V135H99ZM110 136H112V134H110ZM110 136L108 135V137L110 138ZM116 136V135H115ZM115 136H113L112 138H114ZM119 136V135H118ZM118 136L116 137V138H118ZM121 136V135H120ZM129 136H132V135H129ZM135 136V135H134ZM134 136H132V137H134ZM135 136V137H136ZM2 137V136H1ZM4 138H5V136H3ZM8 137V136H7ZM13 136H10V140H8V141H12V140H14V137L12 138ZM54 137V136H53ZM56 137V136H55ZM67 137V136H66ZM102 137V138H103ZM106 137V136H105ZM104 137V138H105ZM131 137V138H132ZM153 137V138H154ZM12 138V139H11ZM17 138H20V136L19 137H17ZM16 138V139H17ZM25 138H27V137H25ZM25 138H22L23 140L25 139ZM29 139H32L31 137H28ZM38 138H39V136H38ZM48 138V137H47ZM52 138V137H51ZM62 138H63V136H62ZM111 138V139H112ZM144 138H145V136H144ZM9 139V138H8ZM15 139V140H16ZM33 139L31 140V141H33ZM40 139V138H39ZM45 139H46V137H45ZM49 139H50V137H49ZM56 139H58V138H56ZM61 139V138H60ZM63 139H65V138H63ZM59 140L60 142H66V139H65V141L64 140ZM69 139V138H68ZM106 139V138H105ZM108 139V138H107ZM106 139V140H107ZM126 139V138H125ZM138 139H139V137H138ZM142 139V135H141V138H140V140ZM147 139V138H146ZM152 139V138H151ZM2 140V139H1ZM5 140V139H4ZM4 140H2V141H4ZM37 140V139H36ZM44 140V139H43ZM51 140V139H50ZM49 140V141H50ZM53 140V139H52ZM71 140V139H70ZM108 140H110V139H108ZM107 140V141H108ZM113 140V139H112ZM119 140V139H118ZM118 140H116V141H118ZM124 140V139H123ZM130 140V139H129ZM150 140V139H149ZM19 140L17 139V142H12V144L14 143V145H15V143H19L18 142ZM25 141H26V139H25ZM30 141V140H29ZM37 141H39V140H37ZM45 141H47V139L45 140ZM56 140H54V146L58 143L59 144V142H55ZM114 141V140H113ZM113 141H110V142H113ZM133 141V140H132ZM146 141V140H145ZM5 142L7 143V141L5 140ZM4 142V143H5ZM41 142H43V141H41ZM40 142V144H39V142H38V144H39V146L42 144ZM62 142V143H63ZM68 142V141H67ZM73 142V141H72ZM109 142V143H110ZM122 144H123V142H124V144H125V141H123L122 142V140L120 141ZM118 143V145L119 146H121V143ZM134 142V141H133ZM147 142V141H146ZM146 142H144V144L146 143ZM11 143V142H10ZM10 143H9V145H7V147L9 146V149L11 150L12 148H10ZM20 143H21V138H20ZM19 143V144H20ZM24 142L22 141V144H23ZM26 143H30V142H26ZM26 143H24V144H26ZM47 143H49V142H47ZM47 143H45V144H47ZM51 143V142H50ZM56 143V144H55ZM107 144H108V142H106ZM126 143H128V141L126 142ZM140 143H142V142H140L139 141V145H142V144H140ZM150 143V142H149ZM2 144V143H1ZM0 144V145H1ZM18 144V147L19 146H21V145H19ZM31 144V143H30ZM32 144H34V142H32ZM35 144H36V142H35ZM69 143H67V145H68ZM73 144V146H74V143H72ZM106 144V145H107ZM123 144V145H124ZM137 144V145H138ZM146 144H148V143H146ZM152 144V143H151ZM17 145V144H16ZM44 145V144H43ZM43 145H41V146H43ZM48 145V144H47ZM50 145V147H51V144H49ZM64 145H65V143H64ZM109 145H112V144H109ZM109 145H107L106 147H107V150H109L110 148H108V146ZM115 145V144H114ZM132 145H133V143L132 142H130L129 141V143L128 144H125L124 146H123V148H122V153H123V156H124V163L121 161L122 159L120 158L119 160H120V162H122L124 165H125V167L126 166H128V167H134V168H137L138 166H140V164H138L137 165V160L135 159V154L137 153V151L136 150H138V149H134L133 147H132ZM134 145H136V144H134ZM133 145V146H134ZM136 145V146H137ZM139 145H138V148H141V147H139ZM149 145V144H148ZM3 146H5V144H2L0 147H2L3 148ZM12 146V145H11ZM25 146V145H24ZM22 147L23 149L25 148V147ZM26 146H28V145H26ZM32 146L33 145H31V148H32ZM54 146H52L53 148L52 149H54L55 147ZM58 146H60V145H58ZM72 146V147H73ZM116 146V145H115ZM115 146H113V147H115ZM135 146V147H136ZM15 148H16V146H14ZM17 147V148H18ZM38 147V146H37ZM36 147V148H37ZM64 147V146H63ZM105 147V148H106ZM110 147H112V146H110ZM118 147V146H117ZM126 147H132V149H134L133 150V152H129V150L127 151L125 148ZM15 148H13V149H15ZM17 148L15 149V150H13L12 152L14 153V151H16L17 150ZM20 149L19 151H17V152H20L21 150H23V149ZM28 148V150H30L29 148H30V146L29 147H27ZM34 148V147H33ZM49 148V147H48ZM57 148H60V147H57ZM64 148H66V147H64ZM64 148H62L61 149V152L62 151H64L63 149ZM116 148V147H115ZM147 148V147H146ZM9 149H7L6 148V151L8 152V150ZM38 149V148H37ZM44 149V148H43ZM46 149V148H45ZM113 149V148H112ZM128 149V148H127ZM142 149V148H141ZM144 149V148H143ZM2 150V149H1ZM10 150H9V152H10ZM32 150H35V148L34 149H31V154H32ZM55 150H59V149H55ZM116 150V149H115ZM146 150V149H145ZM5 151V150H4ZM37 151H39V150H37ZM36 151V152H37ZM45 151V150H44ZM43 151V152H44ZM46 151H47V149H46ZM45 151V153H47ZM60 151V150H59ZM106 151V150H105ZM104 151V152H105ZM110 151V150H109ZM114 151V150H113ZM113 151H111V152H113ZM120 151V150H119ZM143 151V150H142ZM141 151V152H142ZM11 152V153H12ZM57 152V151H56ZM64 152H66L67 154H69L68 152L69 151H64ZM100 152H103V151H100ZM115 152V151H114ZM113 152V153H114ZM140 152V151H139ZM141 152H140V157H141ZM149 152V151H148ZM12 153V154H13ZM34 153V152H33ZM74 153V152H73ZM92 153V152H91ZM97 153H99V152H96V154ZM116 153V152H115ZM114 153V154H115ZM5 154H7V153H5ZM9 154V153H8ZM14 154H17V153H14ZM50 154V153H49ZM52 154V153H51ZM60 154V153H59ZM59 154H57V155H59ZM62 154H64V153H61V156L63 157V155ZM72 154V153H71ZM75 154H76V152H75ZM109 154H111V153H109ZM2 155V154H1ZM3 155H4V152H3ZM47 155V154H46ZM72 155H74V154H72ZM97 155H101V156H104V153H102V154H97ZM106 155H108V153H106ZM120 155L122 156V154H119V157H120ZM148 155V154H147ZM154 155V156H155ZM4 156H6V155H4ZM10 156H11V154H10ZM49 156V155H48ZM54 156V155H53ZM53 156L51 157V155H50V158H53ZM60 156V155H59ZM65 156V155H64ZM68 157L69 156H71V155H67ZM113 156V155H112ZM144 156H145V154H144ZM19 157H21L22 158V156H19ZM17 158L19 161H20V159L21 158ZM43 157H45L44 155H43ZM67 157V158H68ZM73 157V156H72ZM71 157V158H72ZM105 157V156H104ZM103 157V158H104ZM114 157V156H113ZM118 157V156H117ZM139 157V156H138ZM151 158V155L149 156L148 155V158ZM153 157V156H152ZM3 158V157H2ZM1 158V159H2ZM6 158H8V156L6 157ZM47 159H49L48 157H46ZM56 158H58L57 156H56ZM106 158H108V156L106 157ZM105 158V159H106ZM111 158V157H110ZM110 158H108V159H110ZM116 158V157H115ZM147 158V157H146ZM147 158V159H148ZM159 158V157H158ZM5 159V158H4ZM3 159V160H4ZM41 159V158H40ZM59 160H60V158H58ZM61 159H63V158H61ZM65 159V158H64ZM69 159V158H68ZM145 159V158H144ZM17 160V162L18 163H16V164H19V161ZM25 159H23V161H24ZM42 160L43 159H41L40 161L42 162ZM46 159H44V161H45ZM66 160V159H65ZM64 160V161H65ZM70 160V159H69ZM112 160V159H111ZM138 160L140 161V158H138ZM150 160V162H152L151 161V159H149ZM154 160V159H153ZM158 160V159H157ZM156 160V161H157ZM160 160V159H159ZM14 161V160H13ZM25 161H27V160H25ZM43 161V162H44ZM48 161V160H47ZM46 161V162H47ZM110 161V160H109ZM115 161H118V160H115ZM145 161V160H144ZM156 161H154V163L156 162ZM42 162V163H43ZM51 162H52V160H51ZM53 162H55V159H54V161ZM57 162V161H56ZM59 163L58 164H60V162L61 161H58ZM119 162V163H120ZM148 161H146V163H147ZM159 162V161H158ZM24 163H27V162H24ZM62 163V162H61ZM64 163V162H63ZM66 163V162H65ZM108 163V162H107ZM118 163V164H119ZM141 163V162H140ZM48 164H50V162L48 163L47 162V165ZM55 164V163H54ZM57 164V165H58ZM105 164H106V160H105ZM110 164V163H109ZM143 164V163H142ZM141 164V166H144V165H142ZM150 163H148V165H149ZM158 164V163H157ZM6 165H7V163H6ZM21 165H23L22 164V162H21ZM25 165V164H24ZM27 165V164H26ZM44 166H45V164H43ZM56 165V164H55ZM68 165L70 166L71 164L70 163H68ZM111 165H112V162H111ZM114 165H117V163L116 164H114ZM122 164H120V166H121ZM136 165H137V167H136ZM153 165V164H152ZM151 165V166H152ZM17 166H19L20 167V164L19 165H17ZM28 166V165H27ZM52 166H53V164L51 165L50 164V166L48 167V168H52ZM61 166H64V165H61ZM93 166V165H92ZM92 166H90V169H87L85 166V168L87 169V170H91L93 167ZM106 166V165H105ZM6 167V166H5ZM18 167V168H19ZM58 167H59V165H58ZM70 167H72V166H70ZM70 167H68L69 169H71ZM74 167V166H73ZM92 167V168H91ZM108 166H106V168H107ZM118 167V166H117ZM124 167V166H123ZM123 167L121 166V169L123 170ZM125 167H124V169H125ZM146 167H147V165H146ZM23 167H21V171H19V172H22V170L23 169H25L26 167H24L23 169H22ZM47 168V170H51V168L50 169H48ZM65 168H67L66 166H65ZM110 168V167H109ZM109 168H107L106 170H109ZM141 168H143V167H141ZM149 168V167H148ZM26 169H28V168H26ZM31 169H33V167H31ZM60 169V168H59ZM73 169V168H72ZM76 170H77V168H75ZM78 169H79V167H78ZM84 169V168H83ZM82 169V170H83ZM112 169V168H111ZM118 169V168H117ZM119 169H120V167H119ZM151 169V168H150ZM4 170V169H3ZM2 170V171H3ZM45 170V169H44ZM76 170H74V172L76 171ZM115 169H113V171H114ZM127 170H129V169H127ZM132 170V169H131ZM134 170V169H133ZM143 170V169H142ZM147 170V169H146ZM18 171V170H17ZM30 171H32V170H30ZM61 171L63 172V169L61 168ZM68 171V170H67ZM72 171V170H71ZM70 171V172H71ZM80 171H81V169H80ZM112 171V170H111ZM4 172V171H3ZM2 172V173H3ZM24 172V174L26 173L25 171H23ZM33 172V171H32ZM42 172H44V171H42ZM42 172H41V174H42ZM47 172V171H46ZM45 172V173H46ZM82 172V171H81ZM80 172V173H81ZM84 172V171H83ZM120 172H121V170H120ZM131 173V175H133V173H132V171H130ZM144 172V171H143ZM2 173H0V174H2ZM6 173H7V171H6ZM6 173H4V174H6ZM29 173V172H28ZM34 173V172H33ZM38 173V172H37ZM37 173H36V175H37ZM60 173V172H59ZM65 173V172H64ZM64 173H61L62 175H63V177L65 178V176H64ZM67 173V172H66ZM69 173V172H68ZM79 172H77L76 174H78ZM85 173V172H84ZM83 173V174H84ZM88 173H90V171H88L87 172V174ZM113 173V172H112ZM115 173V172H114ZM113 173V174H114ZM116 173H117V171H116ZM115 173V174H116ZM124 173H126L125 171H124ZM134 173H135V171H134ZM137 173H139V172H137ZM148 173V172H147ZM147 173H146V175H147ZM151 173V172H150ZM23 174V173H22ZM23 174V175H24ZM32 174V173H31ZM39 174V173H38ZM40 174V175H41ZM61 174H58L59 176L61 175ZM74 174V173H73ZM72 174V175H73ZM86 174V175H87ZM92 174V173H91ZM90 174V177L92 176ZM109 175V176H114V175ZM119 174V173H118ZM117 174V175H118ZM127 174H129V173H127ZM141 174H143L142 172H141ZM152 174H150V175H152ZM26 175V174H25ZM34 175V174H33ZM35 175V176H36ZM43 175V174H42ZM41 175V176H42ZM57 175V176H58ZM68 175V174H67ZM70 175H71V173H70ZM79 175V174H78ZM81 175V174H80ZM80 175H79V179L81 178L80 177ZM85 175V176H86ZM120 175H122L121 173H120ZM138 175V174H137ZM137 175H134V176H137ZM144 175V174H143ZM2 176H4V175H2ZM2 176H0V177H2ZM27 176V175H26ZM25 176V177H26ZM38 176V175H37ZM41 176H39L40 178H41ZM44 176V175H43ZM42 176V177H43ZM46 176V175H45ZM56 176V177H57ZM85 176H83L82 175V177H84L85 178ZM89 176V175H88ZM116 176V175H115ZM145 176V175H144ZM8 177H9V173H8ZM8 177H7V179H8ZM20 177V176H19ZM29 177H30V175H29ZM28 177V178H29ZM38 177V178H39ZM74 177H77V176H74ZM87 177V176H86ZM93 177V176H92ZM106 177H108V176H106ZM111 177V178H112ZM123 177L124 178H126L125 176H124V174H123ZM122 177V178H123ZM132 177V176H131ZM138 177V176H137ZM140 177V176H139ZM4 179L6 178V176L5 177H3ZM21 178H23V177H21ZM32 178H33V176H32ZM38 178H36L35 179V177L33 178V181H34V179L37 181V179ZM59 178H61V177H59ZM64 178H63V180H64ZM122 178H120V180H122ZM123 178V179H124ZM130 178V177H129ZM128 177H127V179H129ZM1 179V178H0ZM3 179V180H4ZM31 179V178H30ZM74 179V178H73ZM82 179V178H81ZM93 179H94V177H93ZM110 178H108V180H109ZM113 179H115L116 180V178H113ZM117 179H119V177L117 178ZM134 179V178H133ZM136 179V178H135ZM139 179V178H138ZM137 179V181H140V180H138ZM2 180V179H1ZM2 180V182L0 181V183L2 184L3 183V185L5 184L4 183V181ZM12 180V177L10 178V181ZM14 180V179H13ZM20 180V179H19ZM26 179H24L23 178V181H25ZM41 179H39V181H40ZM60 181H61V179H59ZM58 180V181H59ZM76 180V184L77 185H79V183H77V181H78V178L77 179H75ZM74 180V181H75ZM83 180V179H82ZM88 180H90V179H88ZM87 180V181H88ZM107 180V179H106ZM112 179H110V181H111ZM115 180H112V181H115ZM130 180H132V178L130 179ZM146 180H148V176H147V179ZM151 180V179H150ZM22 181V182H23ZM27 181H29V180H27ZM32 181V180H31ZM32 181V182H33ZM73 181V182H74ZM111 181V182H112ZM136 180H134V182H137ZM6 182V181H5ZM13 182V181H12ZM12 182H10V183H8V181H7V183L10 185ZM38 182V181H37ZM42 182V181H41ZM40 182V183H41ZM83 182V181H82ZM84 182H85V180H84ZM89 182V181H88ZM86 183V184H84L85 186L87 185V184H89L90 185V182L89 183ZM118 182V181H117ZM121 182V181H120ZM124 182V181H123ZM127 183H129L128 181H126ZM131 182H133V181H131ZM131 182H130V184H131ZM144 181H142V183H143ZM5 184L4 186H6V185H8V184ZM14 183V182H13ZM17 183V182H16ZM40 183H37L38 185H35V186H39V184ZM58 183V182H57ZM74 183V184H75ZM106 184L108 183V184H110L111 185V183H109L108 181L107 182H105ZM28 184V183H27ZM34 184H36L35 183V181H34ZM34 184H31L32 186L34 185ZM42 184V183H41ZM43 184H44V182H43ZM133 184V183H132ZM144 184H145V182H144ZM143 184V185H144ZM20 185V184H19ZM26 185V184H25ZM29 185V184H28ZM30 185V186H31ZM113 186H115V188H113L114 189V191L116 192V185H114V183L112 184ZM138 185V184H137ZM136 185V186H137ZM141 184H139L138 186H140ZM1 186V185H0ZM13 186V185H12ZM17 186V185H16ZM88 186V185H87ZM106 186V185H105ZM113 186H110V187H113ZM121 186V185H120ZM127 186H129V185H127ZM131 186H134V185H131ZM130 186V187H131ZM3 187V186H2ZM0 188V189H4V187L3 188ZM10 187V186H9ZM19 187H21V186H19ZM40 187H42V186H40ZM45 187V186H44ZM77 187V186H76ZM76 187L74 188V189H76ZM89 187V186H88ZM123 187V186H122ZM125 187V186H124ZM129 187V188H130ZM149 187H148V189H149ZM11 188V187H10ZM12 188H14V187H12ZM17 188H18V186H17ZM24 188V187H23ZM23 188L21 189V191H23ZM78 188H80V189H82L81 188V185L80 186H78ZM109 188V187H108ZM128 188V187H127ZM126 188V189H127ZM128 188V189H129ZM132 188V187H131ZM130 188V189H131ZM135 189H136V187H134ZM140 188H141V186H140ZM140 188H138L139 190H140ZM7 189V188H6ZM15 189H16V187H15ZM29 189V188H28ZM31 189V188H30ZM34 189H35V187H34ZM37 189V188H36ZM44 190H45V188H43ZM79 189V190H80ZM85 189H87V187H85ZM100 189V188H99ZM122 189V188H121ZM124 189V188H123ZM136 190V191H139V190ZM8 190V189H7ZM19 189H17V191H18ZM32 190V189H31ZM42 190V189H41ZM78 189H76V191H77ZM83 190V189H82ZM109 190V189H108ZM4 191H5V193H6V190L4 189ZM10 191H11V189H10ZM17 191H16V195L18 194L17 193ZM88 191H89V189H88ZM107 191V190H106ZM111 191V190H110ZM132 191V189L130 190V193H131V195H132V193H134V195L136 194V193H138V192H136V191H134V192H131ZM153 191V190H152ZM152 191L150 192L151 194H154V192L152 193ZM1 192V191H0ZM11 192H13V191H11ZM10 192V193H11ZM15 192V191H14ZM43 192V191H42ZM42 192L40 191V193L42 194ZM45 192H46V190H45ZM119 192H120V190H119ZM146 192V193H145ZM4 193V192H3ZM3 193H1V194H3ZM22 193H24V192H22ZM77 193V192H76ZM109 193V192H108ZM121 193V192H120ZM129 192H128V194H130ZM39 194V193H38ZM110 194H111V198L113 197V195H112V193L110 192ZM122 194V193H121ZM120 194V195H121ZM139 194H140V192H139ZM5 195V194H4ZM11 196L13 195V196H15L14 194H10ZM20 195V194H19ZM18 195V196H19ZM22 195V194H21ZM26 195V194H25ZM34 195V194H33ZM43 195V194H42ZM42 195H41V198H42ZM45 195H47V193L45 194ZM73 195H74V193H73ZM77 195V194H76ZM107 195H109V194H107ZM107 195H106V197H107ZM23 196V195H22ZM30 196H32V195H30ZM36 196V195H35ZM117 196H119V195H117ZM9 197V196H8ZM16 197V196H15ZM27 197H28V195H27ZM26 197V198H27ZM43 197H44V195H43ZM74 197H76V196H74ZM79 197H80V195H79ZM78 197V198H79ZM5 198H7L6 196H5ZM5 198H3L4 200H5V202H6V199ZM10 198V197H9ZM8 198V199H9ZM21 198V197H20ZM25 197H23V199H24ZM38 198V197H37ZM36 198V199H37ZM50 198V197H49ZM48 198V199H49ZM81 198V197H80ZM79 198V199H80ZM110 198V199H111ZM120 198V197H119ZM148 198V199H149ZM2 199V197H1V200H0V202L3 200ZM8 199H7V201H8ZM13 199V198H12ZM22 199V198H21ZM30 199V198H29ZM32 199V198H31ZM42 199H44V198H42ZM76 199H77V197H76ZM75 199V200H76ZM106 199V198H105ZM107 199H108V197H107ZM106 199V200H107ZM114 199V198H113ZM15 200V199H14ZM24 200H26V199H24ZM23 200V201H24ZM50 200V199H49ZM71 200V199H70ZM74 200V199H73ZM72 200V201H73ZM84 200V199H83ZM117 200V199H116ZM122 200V198L120 199V201ZM9 201H12L11 200V198L9 199ZM16 201H17V199H16ZM22 201V202H23ZM33 201H35L34 199H33ZM41 201H43V200H41ZM69 201V200H68ZM67 201V202H68ZM82 201V200H81ZM111 201V200H110ZM119 201V202H120ZM3 202V201H2ZM5 202H3V203H5ZM18 202H21L19 199H18ZM18 202H17V204H18ZM28 202V201H27ZM30 202V201H29ZM40 202V201H39ZM44 202H46V201H44ZM47 202H49V201H47ZM46 202V203H47ZM75 202V201H74ZM79 202V201H78ZM107 202V201H106ZM109 202V201H108ZM114 202H115V200H114ZM119 202L117 203V204H119ZM122 202H123V200H122ZM127 201L126 200H124V203L123 204H127L126 203ZM3 203H1L0 205H3ZM11 203V202H10ZM14 203V202H13ZM16 203V202H15ZM66 203V202H65ZM70 203H71V201H70ZM77 202H75V204H76ZM80 203V202H79ZM110 204H111V202H109ZM109 203H107L106 205H110ZM127 204V205H123L124 207L125 206H127L128 207V205L130 206V204ZM30 204V203H29ZM33 204V203H32ZM67 204V203H66ZM74 204V203H73ZM83 203H81V205H82ZM85 204H87V203H85ZM85 204H83V206H86ZM112 204H114V203H112ZM116 204V205H117ZM120 204H122V203H120ZM119 204V205H120ZM151 204H154L155 205V207H156V209L157 210H155V209H152V207H154L153 205H151ZM10 205H15V204H10ZM9 205V206H10ZM51 205V204H50ZM55 205H57L58 206V204H55ZM65 205V204H64ZM69 205V204H68ZM77 205V204H76ZM80 204H79V207H81V209L83 208L82 206H81ZM113 206V207H117V206ZM4 207L6 206V207H8V202L6 203V205H3ZM49 206V205H48ZM52 206V205H51ZM60 206V205H59ZM62 206H63V204H62ZM75 206V205H74ZM73 206V207H74ZM121 206V205H120ZM137 206L139 207V208H137ZM152 206V207H151ZM5 207V208H6ZM13 207V206H12ZM30 207V206H29ZM50 207V206H49ZM61 207V206H60ZM78 207V208H79ZM88 207V206H87ZM106 207V206H105ZM126 207V208H127ZM154 207V208H155ZM24 208H25V205H24ZM26 208H27V204H26ZM46 208V207H45ZM53 209H54V207H52ZM75 208H76V206H75ZM107 208H108V206H107ZM107 208H105V209H107ZM121 209H122V206L120 207ZM118 209V207H117V209H118V212H119V210H121V209ZM131 208V207H130ZM150 208H151V210H150ZM8 209H10V207H8ZM8 209L6 208V210L8 211ZM77 209V208H76ZM76 209H75V212H77L76 211ZM80 208L78 209V211H80L81 210ZM101 209V208H100ZM99 209V210H100ZM104 209V210H105ZM110 209L111 208H109V211H110ZM114 209L115 208H113V211H114ZM125 209V208H124ZM124 209H123V212H124ZM136 209H140V211L141 212H138ZM0 210H2V209H0ZM5 210V211H6ZM50 210H52V209H50ZM55 210V209H54ZM54 210H53V212H54ZM69 210V209H68ZM82 210H84V208L82 209ZM86 210V209H85ZM92 210V209H91ZM103 210V209H102ZM126 210V209H125ZM129 209H127L126 210V212H125V216H127V211H128ZM6 211V212H7ZM48 211V210H47ZM62 211V210H61ZM70 211V210H69ZM69 211H67L68 213H69ZM72 211V210H71ZM87 211V210H86ZM92 211H95V210H92ZM106 211V210H105ZM108 211V212H109ZM10 212H11V210H10ZM75 212H71L70 214L72 215V213H75ZM99 213H100V211H98ZM97 212V213H98ZM102 212V211H101ZM104 212V211H103ZM115 212V211H114ZM121 212H122V210H121ZM122 212V213H123ZM0 213H2V212H0ZM8 213V212H7ZM51 211H49L48 212V214L49 215H54L55 216V220L57 219L56 217H57V215H55L54 213H58V212H56V210H55V212L54 213H51ZM64 213H65V211H64ZM64 213H62V214H64ZM83 213V212H82ZM85 213H87V212H85ZM94 214L96 213V212H93ZM99 213H98V215H99ZM106 213V212H105ZM131 213H133V212H131ZM77 214H79V212L77 213ZM76 214V215H77ZM89 214H92V213H89ZM89 214H84V216L86 215L87 216V218L89 217L88 215ZM93 214V215H94ZM108 214V213H107ZM106 214V215H107ZM113 214H117V212L116 213H113ZM121 213H119V215H120ZM3 215V214H2ZM42 215H43V211H42ZM49 215H48V217H49ZM93 215H92V217H93ZM101 215L103 216V213L102 214H100V218H103V217H101ZM128 215H129V213H128ZM1 216V215H0ZM7 216V215H6ZM58 216H61V212H60V215H58ZM73 216H74V214H73ZM77 216H79V215H77ZM83 216V217H84ZM113 216V215H112ZM111 216V217H112ZM117 216V215H116ZM120 216H123V215H120ZM118 217V218H123V219H120V220H123L124 221V217ZM39 217H41V215L39 216ZM45 217V216H44ZM43 217V218H44ZM47 217V218H48ZM62 217V216H61ZM91 217V218H92ZM94 217H96V215L94 216ZM105 217V216H104ZM108 217V216H107ZM111 217H109V218H111ZM114 217H115V215H114ZM129 217H131V216H129ZM42 218V219H43ZM50 219H51V217H49ZM65 218H66V215H65ZM64 218V219H65ZM68 218V217H67ZM71 218V216L69 215V219ZM75 218V217H74ZM96 218H98V217H96ZM95 218V219H96ZM113 218V217H112ZM127 218V217H126ZM35 219V218H34ZM34 219L32 220V221H34ZM39 219H41V218H39ZM50 219H46V221H49ZM73 219V218H72ZM99 219V218H98ZM106 219V218H105ZM131 219V218H130ZM45 220V219H44ZM44 220L43 221H41V223L43 222V225H45V226H47L48 224L50 225V223H51V221H50V223H45L44 224ZM61 220V219H60ZM63 220V219H62ZM66 220V219H65ZM75 220V219H74ZM83 220H86V217H85V219H83ZM89 220V219H88ZM88 220H86V221H88ZM97 220V219H96ZM95 220V221H96ZM100 220V219H99ZM107 220V219H106ZM110 220V219H109ZM112 220V219H111ZM110 220V221H111ZM116 219H114V221H115ZM66 221H68V220H66ZM72 221V220H71ZM76 221V220H75ZM74 221V222H75ZM92 221V220H91ZM35 222V221H34ZM116 222H118V221H116ZM115 222V223H116ZM125 222H128V220L127 221H125ZM133 222V224H135L134 223V221H132ZM32 223V222H31ZM40 223V224H41ZM68 223V222H67ZM77 222H75V224H76ZM79 224H80V222H78ZM95 223V222H94ZM97 223V222H96ZM130 223H131V221H130ZM130 223H128V225L130 224ZM36 224H38V223H35V225ZM47 224V225H46ZM85 224V223H84ZM90 224H91V222H90ZM98 224V223H97ZM111 224V223H110ZM118 224V225H119ZM32 225H34V223L32 224ZM49 225H48V227H49ZM66 225V224H65ZM72 225V224H71ZM78 225V224H77ZM86 225V224H85ZM105 225H107V226H109V224H105ZM118 225H115V227H113L114 228V231H115V229L117 228V229H119V226ZM131 225V224H130ZM51 226H53L52 225V223H51ZM86 226H88V225H86ZM92 226V225H91ZM96 226V225H95ZM94 226V227H95ZM107 226H105V228H110L112 225H110V227H107ZM117 226V227H116ZM132 226V225H131ZM132 226V227H133ZM145 226V228H143ZM148 226V225H147ZM48 227H46V228H48ZM70 227V226H69ZM75 228H76V225L74 226ZM78 227V226H77ZM85 227V226H84ZM122 227H120V228H122ZM31 228V227H30ZM30 228H28V231H29V229ZM32 228H36V226H33ZM40 227L38 226V228H37V230L39 229ZM43 228V227H42ZM45 228V227H44ZM53 228L54 227H50V229H52L53 230ZM75 228H72V230H74ZM79 228V227H78ZM89 228V227H88ZM91 228V227H90ZM98 228V227H97ZM96 227H95V229H97ZM127 228V229H126ZM149 228H151L152 229V226L151 227H149ZM60 229V228H59ZM66 229V228H65ZM84 229V228H83ZM117 229H116V234L115 233H112V234H115V235H113L114 237L118 234V233H120V235H122V237H120V238H122V239H120L119 237V239L120 240H122V241H124V237H123V235L125 234V235H128V234H126V233H123V234H121V232H122V230H121V232H117ZM35 230V229H34ZM33 230V231H34ZM37 230H35V231H37ZM43 230V229H42ZM45 230V229H44ZM49 230V229H48ZM47 229H46V233H48L49 231H48ZM51 230V231H52ZM56 230H57V228H56ZM55 230V231H56ZM61 230V229H60ZM66 230H68V229H66ZM70 230V229H69ZM82 230V229H81ZM85 230V229H84ZM88 231H89V229H87ZM98 230V229H97ZM96 230V231H97ZM107 231L108 230H110V229H106ZM112 230V229H111ZM32 231V232H33ZM34 231V232H35ZM40 231V230H39ZM38 231V232H39ZM58 231V230H57ZM65 231V230H64ZM75 231H77L76 229H75ZM83 231V230H82ZM93 231V230H92ZM113 231V232H114ZM145 231V230H144ZM147 231H150V229L148 230L147 229ZM8 232H9V230H8ZM13 232H14V230H13ZM33 232V234H35ZM41 232H43V231H41ZM66 232V231H65ZM69 232V231H68ZM106 232V231H105ZM152 232V231H151ZM165 232V233H164ZM1 233V232H0ZM4 233V232H3ZM11 233H12V230H11ZM40 233V232H39ZM46 233H45V235H46ZM53 233V232H52ZM67 233V232H66ZM70 233V232H69ZM71 233H73L72 231H71ZM86 233V232H85ZM89 233H90V231H89ZM89 233L87 232L86 234L87 235H89ZM92 233V232H91ZM90 233V235H93V234H91ZM108 233H109V231H108ZM147 233V232H146ZM155 233H156V231H155ZM6 234V233H5ZM5 234H4V236H5ZM28 234V233H27ZM30 234L32 235V233L30 232ZM49 234V233H48ZM50 234H51V232H50ZM60 234H62L61 232H60ZM76 234V233H75ZM74 234V235H75ZM95 234V233H94ZM143 233L141 232V235H142ZM159 234V233H158ZM14 235H16L15 233H13L12 234V236H14ZM29 235V234H28ZM31 235H30V238L32 239V237H33V235H32V237H31ZM44 235V234H43ZM42 235V236H43ZM54 235H56V233L54 232ZM53 235V236H54ZM58 235V234H57ZM64 235H65V233H64ZM66 235H68V234H66ZM80 235V234H79ZM84 234H82V236H83ZM96 235H97V233H96ZM95 235V236H96ZM107 235H109V234H107ZM111 235V234H110ZM135 235H136V233H135ZM140 235V234H139ZM146 235V234H145ZM144 235V236H145ZM153 234H151V236H152ZM155 235V234H154ZM169 235V236H168ZM10 237L11 236V234H9V235H6V237ZM48 236V235H47ZM47 236H46V238H47ZM82 236H81V238H82ZM86 236V235H85ZM84 236V237H85ZM118 236V235H117ZM129 236V235H128ZM144 236H142V240H143V238H144ZM2 237H3V234H2ZM6 237H3V238H5V239H7ZM39 237H40V235H39ZM48 237H50V236H48ZM55 237V236H54ZM53 237V238H54ZM59 237V240H60V235H58L57 237H55V238H58ZM66 237V236H65ZM65 237H61V238H63V240H65V241H72V240H69V239H65ZM72 237V236H71ZM77 237H78V235H77ZM93 237V236H92ZM114 237L112 238V239H114ZM147 237H148V234H147ZM149 237H150V234H149ZM148 237V238H149ZM158 237H159V235H158ZM160 237H159V240H160ZM29 238V239H30ZM36 238H38V236L36 237ZM45 238V239H46ZM66 238H69V237H66ZM73 238V237H72ZM80 238V237H79ZM81 238L79 239L80 241H82L83 242V240H81ZM87 238V241H89V240H91L92 242H90L91 244H92V246L95 244L94 243V241L93 240H95V238H92V239H90V237H89V240H88V237H86ZM105 238H108V236H106ZM117 238V239H118ZM126 238V237H125ZM137 238V236L135 237V240H137L136 239ZM156 238V237H155ZM154 238V239H155ZM2 239V238H1ZM30 239V240H31ZM44 239V240H45ZM75 239V238H74ZM96 239H98V238H96ZM109 239V238H108ZM108 239H107V241H108ZM110 239H111V237H110ZM110 239H109V241H110ZM111 239V240H112ZM116 239V240H117ZM150 239H151V237H150ZM157 239V238H156ZM29 240V241H30ZM33 240H35V237H34V239ZM38 240H39V238H38ZM63 240H62V242H63ZM106 240V239H105ZM126 240H127V238H126ZM132 239H130V241H131ZM145 240H146V236H145ZM152 240V239H151ZM151 240H149L150 242H151ZM3 241V240H2ZM28 241V242H29ZM36 241V240H35ZM34 241V242H35ZM40 241H41V239H40ZM58 241V240H57ZM76 241V240H75ZM108 241V242H109ZM113 241V240H112ZM115 241V240H114ZM113 241V242H114ZM128 241H129V238H128ZM0 242H1V240H0ZM15 243H13V244H16L17 243V241H14ZM27 242V243H28ZM37 242H39V241H37ZM36 242V243H37ZM115 242H117V241H115ZM132 242L133 241H131V244H132ZM141 242V241H140ZM148 242V241H147ZM146 241L145 242H142L143 244L144 243H147ZM149 242V243H150ZM26 243V242H25ZM30 243H32V242H30ZM77 244L79 243V242H76ZM75 243V245H73L74 243H71V244H69V245H71L72 247H74V249L75 248H77L76 246H77V244ZM85 244H87L86 242H84ZM83 243V244H84ZM89 243V242H88ZM105 243H107L106 241H105ZM110 243H111V241H110ZM109 243V244H110ZM121 243V242H120ZM134 243V242H133ZM141 243V245H143ZM165 243V244H166ZM0 244H2L3 245V243H0ZM5 245H6V243H4ZM8 245L10 244V243H7ZM29 244V243H28ZM34 244V243H33ZM39 244H41L40 242H39ZM43 244V243H42ZM59 244H60V242H59ZM62 244V243H61ZM81 244V243H80ZM100 242L98 241V243H97V245H95V246H97L98 248L100 247H102V244H101V246H100ZM113 244V243H112ZM111 244V245H112ZM119 243H117V244H114V245H118ZM122 244H123V242H122ZM127 243H125L124 245L125 246H127L126 245ZM159 244V243H158ZM32 245V244H31ZM66 245H67V243H65V246L64 247H66ZM99 245V246H98ZM107 245H108V243H107ZM106 245V248L105 249H107V247L109 246H107ZM110 245V246H111ZM120 245V244H119ZM141 245H139V246H141ZM147 245H148V243H147ZM160 245V244H159ZM36 246H39L38 244H36ZM35 246V247H36ZM70 246V247H71ZM78 246H80V247H82L81 245H78ZM89 247L91 246V245H88ZM94 246V247H95ZM121 246V245H120ZM130 247H131V245H129ZM137 246H138V244H137ZM138 246V247H139ZM150 246H152V245H150ZM148 247V250H149V248H151V247ZM154 246V245H153ZM3 247V246H2ZM1 246H0V251L2 250L3 252L5 251L6 252V249L5 250H3L4 249V247L2 248ZM7 247V246H6ZM11 247V246H10ZM27 247V246H26ZM30 247V246H29ZM32 247V246H31ZM34 247V249H37L38 250V248H35ZM105 247V246H104ZM112 247H115V248H117V250H118V247H116V246H112ZM112 247H111V249H112ZM122 247V246H121ZM146 247V249H147V246H144V248ZM155 247H156V245H155ZM164 247V246H163ZM2 248V249H1ZM8 248V247H7ZM33 248V247H32ZM68 248V247H67ZM67 248H63V249H66V251H67ZM115 248H113V249H115ZM132 248H133V246H132ZM132 248H130V249H132ZM135 248V247H134ZM50 249V248H49ZM70 249V248H69ZM73 249V248H72ZM71 249V250H72ZM73 249V251H74V253L75 252H78V253H80V250H78V251H76V250H74ZM79 249V248H78ZM83 249V248H82ZM142 248H140V250H139V252L141 251V252H143L142 250H144V249H142ZM153 249V248H152ZM158 249V248H157ZM163 249V248H162ZM162 249L160 250L161 252H162ZM166 249V250H167ZM90 250L91 251H94V255H96V253H95V250H92L91 249V247H90ZM120 250V249H119ZM118 250V251H119ZM122 250H124V246H123V249ZM121 250V251H122ZM126 250H128V248L126 249ZM133 250V249H132ZM137 250H138V248H137ZM137 250H136V252H137ZM151 250V249H150ZM154 250V249H153ZM2 251H1V254H2ZM35 251V250H34ZM49 251V250H48ZM66 251H63L62 250V252H66ZM86 251V250H85ZM88 251V250H87ZM87 251H86V253H87ZM106 251H108V250H106ZM109 251H110V249H109ZM113 251V250H112ZM112 251H110V252H112ZM131 251V250H130ZM134 251V250H133ZM144 251H146L147 252V250H144ZM152 251V250H151ZM157 251V250H156ZM159 251V250H158ZM157 251V252H158ZM159 251V252H160ZM9 253L8 254H11L10 252V250L8 251ZM36 252V251H35ZM54 252V251H53ZM59 252V251H58ZM97 252V251H96ZM123 252V251H122ZM137 253L138 254V260L140 259L139 258V254L140 253ZM150 252V251H149ZM48 253V252H47ZM57 253V252H56ZM61 253V252H60ZM63 253V255H66V254H64ZM69 254H70V250H69V252H68ZM71 253H72V251H71ZM77 253V254H78ZM82 253H85L84 252V249L81 251V255H82ZM88 253H90V252H88ZM109 253V252H108ZM113 253V252H112ZM120 254H121V252H119ZM124 253H125V250H124ZM126 253H128L127 251H126ZM134 253V252H133ZM153 253H155V252H153ZM152 253V254H153ZM166 253V252H165ZM36 254H38V253H36ZM62 254V253H61ZM76 254V255H77ZM93 254V253H92ZM105 254H107V253H105ZM116 254H117V252H116ZM130 254V253H129ZM136 254V253H135ZM148 254V253H147ZM158 254V253H157ZM6 255H7V253H6ZM13 255V254H12ZM51 255V254H50ZM58 255H60L59 253H58ZM74 255V254H73ZM79 255V256H78ZM77 256L78 257H81V255L80 254H78ZM85 255H88V256H90V259H89V263L90 264H92L93 263V261H92V263H91V256L92 255H90V254H85ZM94 255H93V257H94ZM111 255V254H110ZM110 255H108V256H110ZM119 255V254H118ZM122 255V254H121ZM132 255H134V254H132ZM143 255V254H142ZM145 256H144V258L146 257V254H144ZM159 255V254H158ZM158 255H156V256H158ZM162 255H163V253H162ZM165 255V254H164ZM166 255V256H167ZM38 256H39V254H38ZM49 256V255H48ZM66 256H68V255H66ZM72 256V255H71ZM87 256V257H88ZM112 256V255H111ZM114 256V255H113ZM123 256V255H122ZM128 256V255H127ZM131 256V255H130ZM151 256V255H150ZM154 256H155V254H154ZM155 256V257H156ZM166 256H164L165 258H166ZM2 257V256H1ZM0 257V258H1ZM12 257V256H11ZM11 257H10V260H11ZM13 257H15V254H14V256ZM12 257V259H14ZM52 257V256H51ZM53 257H56L55 256V253L53 254ZM63 257V256H62ZM97 257V256H96ZM121 257V256H120ZM118 258V259H121V258ZM125 257V256H124ZM153 257V256H152ZM161 257V256H160ZM159 257V258H160ZM8 256H7V260H8ZM49 258H50V256H49ZM70 258V257H69ZM73 258H76V257H73ZM81 258H83L84 259V255L81 257ZM110 258H112V257H110ZM116 258V257H115ZM126 258V257H125ZM127 258H129L130 259V257H127ZM132 258V257H131ZM135 258H136V255H135ZM150 258V257H149ZM38 259V258H37ZM53 259V258H52ZM60 259H62L61 257H60ZM64 259V258H63ZM65 259H68V258H65ZM64 259V260H65ZM71 259V258H70ZM69 259V260H70ZM83 259H80L81 261L83 260ZM85 259H87V258H85ZM84 259V261H86ZM113 259V258H112ZM136 259V260H137ZM141 259H143L142 257H141ZM155 260L157 259V258H154ZM3 260H4V258H3ZM2 260V261H3ZM10 260H8L9 262H10ZM50 260V259H49ZM59 260V259H58ZM97 260V259H96ZM106 260H107V258H106ZM109 260V259H108ZM123 260H124V258H123ZM127 260V259H126ZM154 260V261H155ZM160 260V259H159ZM40 261V260H39ZM57 261V260H56ZM55 261V263H57ZM67 261V260H66ZM65 261V262H66ZM80 261V262H81ZM84 261H82L83 263H84ZM132 261V260H131ZM163 261V260H162ZM23 262V261H22ZM25 262V261H24ZM52 262H54V261H52ZM62 262V261H61ZM99 262H100V260H99ZM98 262V263H99ZM107 262H109V261H107ZM106 262V263H107ZM111 262V261H110ZM114 262V261H113ZM118 262V261H117ZM124 262H126V263H128L127 261H124ZM123 262V263H124ZM135 263H136V261H134ZM140 262V261H139ZM142 262H144V259L142 260ZM13 263V261L11 262V264ZM27 264H28V262H26ZM26 263H24V264H26ZM31 263V262H30ZM47 263H50V261L49 262H47ZM59 263V262H58ZM57 263V264H58ZM66 263H68V262H66ZM69 263L70 264H79L78 263V260H76V259H72L71 261H69ZM95 263H97V262H95ZM134 263V264H135ZM141 263V262H140ZM146 263V262H145ZM151 263V262H150ZM150 263H148V264H150ZM2 264H3V262H2ZM46 264V263H45ZM52 264V263H51ZM64 264V263H63ZM81 264V263H80ZM85 264H87V263H85ZM99 264H101V263H99ZM102 264H103V262H102ZM114 264H117V263H115L114 262ZM129 264H131V263H129ZM136 264H138V263H136ZM151 264H153V261H152V263ZM166 264V263H165Z\"/></svg>","mask_w":264,"mask_h":264},{"label":"rangeland","instance_id":"rangeland-1","mask_svg":"<svg viewBox=\"0 0 264 264\" xmlns=\"http://www.w3.org/2000/svg\"><path fill=\"white\" fill-rule=\"evenodd\" d=\"M50 3H49V2ZM52 1H54L53 3H54V5L52 4V2H51V0H45V2H44V0L42 1V0H0V50H3V49H1V48H4V50L3 51H0V53L2 54V55H5V54H7V55H5V56H2L1 54H0V56H2L3 58V62L1 61V59H0V85H1V88H0V92L1 91H3V93L1 92L0 94H2L1 96L3 97H1L0 98V104L2 103V102H4V100H5V103H14L15 104V106L13 105V104H8L7 105V107L5 106L4 107V103H2L1 105L4 107V108H6L5 110L2 108V106L0 105V108L1 109H3V110H0V128L2 127L3 128V130L2 129H0V144L2 143V144H5V146H3V148L2 147H0V173H2L3 171V173L2 174H0V176H2V175H4V176H2V177H0L2 180L4 179L3 177H5L6 176V178L3 180L4 181V183L6 184L7 183V181H8V183H10V182H12L10 185L8 184V185H6V186H4L3 185V183L1 184L0 183V188L3 186L4 187V189L6 190V193H5V191H4V189H0V200H1V197H2V199L3 198H5V196L7 197V198H5L6 199V202H5V200L3 199L2 201L3 202H5V203H3L2 201L0 202V204L1 203H3V205H6V203L8 202V207H10V209H8V207H6L7 209H8V211L6 210V208L3 206V205H0V209H2V210H0V212H2V213H0V240H1V242L0 243H3V245L2 244H0V246L2 247H4V249L3 250H5L6 249V252L4 251H2V254H1V251H0V264H2V262H3V264H11V262L13 261V263L12 264H24V263H26V262H28V264H57L58 262V264H70L69 263V261H71L72 259L74 260V259H76V260H78V263L80 264H85V263H87V264H90L89 263V259H90V256H88V255H85V254H90V255H92L91 256V263H92V261H93V263L92 264H99V263H101L102 264V262H103V264H114V262L115 263H117V264H129V263H131V264H134L135 262L134 261H136V263H138V264H148V263H152V261H153V264H169L168 262H170V258L168 259V255H167V252H168V249H167V243L165 242L166 240H164L163 241V238H161L160 236H165L167 233H165V234H163V235H161L162 233H163V231L162 232H160L159 230L157 231V229L155 230V228H154V225L153 224H151L150 225V223L148 224H146L145 226H146V228H145V226L143 227V228H145L144 230L143 229H141V230H139L140 231V233H138V231L137 232H135L136 233V235H135V233H133V235H134V237L132 236V237H130L131 236V233L128 231V233L127 232H125L126 230H124V228L123 227H129L128 229H131V228H135V226H136V224L137 223H135V222H137V221H135V219L136 218H133L132 219V217H134L135 215H133L134 214V209L136 208V207H134V209H133V207H132V201L130 200V203L128 202L129 200H127L126 198L125 199H123V196H124V191H128L129 193H130V190L132 189V191L131 192H134V191H136L138 188H140V186H141V188H140V190L139 191H136V192H138V193H136L135 195H134V193H132V195H131V193L130 194H128V192H127V195L130 197V198H134V197H137V198H139L140 196H141V194H142V191L146 188V186H150V183L152 182L153 184H154V180H153V171H154V167L153 166H155V164H156V166H155V168L156 167H158L160 164H161V160L163 159V157L162 156H157V155H155L152 151H154V147L153 148H150V147H152L153 146V143H154V140H155V135L153 134L152 136L149 134V139H148V134H147V131H146V129L145 130H141L137 135H138V137H139V139H138V137L136 136V134L135 133H132V132H134L133 130H131L130 132H129V134H126L125 132H124V129H125V126L129 123V122H132V121H130V119L131 120H135L136 118H139V117H141V114H140V112L142 113V112H146V111H148L149 113H151L152 114V116H150V118L148 119V121H149V123L148 124H150L151 122V126L150 125H147L148 126V128L149 127H152V125H153V123L154 122H156V123H154L155 125L157 124V122H158V120L157 119H159L160 117L158 116V115H154L155 113H153V112H155L152 108L150 109V104L151 103H149V105H148V103H147V101L145 102L144 101V99L142 100V98H141V96H140V94L138 93V90H141V89H139V88H137V85H138V81L137 80H139V76H140V71H139V69H138V63H136V62H138L137 60H135V59H137V48L140 46V44H141V46H144L145 45V47L147 48V47H149L148 48V50H151L150 52L146 49V51H147V54H149L150 55V53L152 54V52H154L155 50L153 49L154 47L151 45L150 46V44L149 43H151L150 41H149V39L147 40V38H146V40H144V42L139 38V37H142V33H141V35H137V33L139 34L140 32H142L140 29V31H138V28H139V26H137V25H140V23H138V21H142V20H144L145 18L146 19H148L149 17H150V15L149 14H151V13H148V15L146 14V12L149 10V8H151L149 11L150 12H152L153 11V8L156 6L155 4H154V2H153V0H105V2H104V0H102V2H103V4L102 5H104L103 7H101V0H98V4L97 3H95L94 1H96L97 2V0H90V1H92V2H94L93 4H94V6H95V4H97V5H100V6H93L92 7V5H91V3L89 4V7H88V3L90 2L89 0V2H87L86 0H84V1H82V0H80V2L81 3H83L82 5H81V3L79 2V0H77V2H78V4H77V2L74 0L73 2L77 5V10L76 9H74L75 7H76V5H74V3H72V1L70 0V2L68 1V0H65V1H68V3H70L69 5L70 6H66L68 3L67 2H65L64 0H57L58 1V3L57 4H55V2H56V0H52ZM63 2V4H64V7H65V9H68V7H71L72 5H74L73 7H71L72 8V12H75V11H78V9H79V11L77 12V14H76V12H75V15H74V13H71V11H68L67 12V14H66V11L67 10H65L64 8H63V4H62V2ZM108 3H107V2ZM138 1L139 2H141V3H143V4H141L142 5V8H141V5L138 3ZM148 1V2H147ZM45 4H43V3ZM49 4H48V3ZM59 2H61V3H59ZM87 2V3H86ZM99 2H101L100 4H99ZM138 4H137V3ZM149 2H150V4H149ZM65 3H66V5H65ZM106 5H109V3L112 5V6H110V8H108V6H106ZM118 3V4H117ZM39 4H43V6L44 7H42L41 5H39ZM58 4H59V6H58ZM62 4V5H61ZM83 7V9L82 8H78V6H80V5ZM85 4H87V6L85 5ZM115 4H117L116 5V10L114 9V7H115ZM147 4V5H146ZM149 4V5H148ZM46 5H49L50 7H51V5H52V7L51 8H49V12H48V14L47 15H49V17H50V20L52 19V15H54L53 16V18H54V20H52L53 21V23L56 25V26H58V25H60L59 24V22L61 23V25L60 26H62V27H56V26H54V24L52 23H48L47 24V21H48V17H46L47 19H44L45 18V15L46 14H44L45 12H47L48 10H47V8L45 7ZM134 5H135V7L136 8H134ZM143 5H144V7H143ZM153 5V6H152ZM39 6H41L40 8H39ZM49 6H47V7H49ZM54 6H57V10H54L53 9V7ZM85 6V7H84ZM140 6V7H139ZM146 6V7H145ZM150 6V7H149ZM58 7H60V10L62 9L63 11H65V13L61 10H59V8ZM88 7V8H87ZM102 8L103 9V11H100V12H103L104 13V15H102V13H100L99 12V8ZM105 7H107V8H105ZM147 7H149V8H147ZM23 8H25V9H28V11L30 12V9H31V11H35L36 9V11H37V13H38V11H39V13H38V15H36L35 13H36V11L34 12V15L35 16H33L32 14V12H30L31 13V17H32V19H31V17H30V14H29V12L27 11V13L29 14H27L26 12H25V9H23ZM97 10H96V9ZM107 9V11L105 10V9ZM118 8V9H117ZM140 8H141V10H140ZM144 8H146V12H144L143 10H145ZM3 9L5 10V13H6V15H4L5 13L3 12ZM45 10V12L43 11V10ZM83 10V13H80V12H82V10ZM87 9H89V10H87ZM90 9H92V10H90ZM101 9V10H102ZM112 9V10H111ZM114 9V10H113ZM135 11H134V10ZM137 9H139L141 12H138V10ZM58 10H59V12L60 13H58ZM69 10H71L70 8H69ZM74 10V11H73ZM91 11L90 13L92 14H90L91 16L90 17H92V18H88L87 16H89V12H86V11ZM95 10V11H94ZM110 10H111V12H110ZM118 10V11H117ZM137 10V11H136ZM21 11H24V12H21ZM43 11V12H42ZM51 11H54L55 12V14H57V15H59V16H62V15H67V16H62V17H60V19L58 18V16L57 15H55V14H52V12ZM112 11H114L113 13H112ZM115 11H117L116 13H118V14H115ZM133 11L136 13V15H135V13H133ZM2 12L4 13V14H2ZM41 12H42V14H41ZM57 12V13H56ZM63 12V14H61ZM71 14H70V13ZM93 12L95 13L96 12V17L97 18H95V17H93L94 16V14H93ZM99 12V13H98ZM78 13H80V14H78ZM108 13V14H107ZM143 13H144V15H143ZM19 14H21V16L19 15ZM22 14H24V15H22ZM41 14V15H40ZM50 14H52L51 16H50ZM85 14V16H84V18H82L83 17V15ZM99 14H101V16L99 15ZM113 14V15H112ZM117 15V16H115V15ZM142 14V15H141ZM27 16V17H25L24 18V16ZM46 15V16H47ZM69 15H73V16H69ZM78 15V16H77ZM81 15H82V17H81ZM107 15V16H106ZM123 17H122V16ZM137 16V17H139V16H141V17H139V18H137V17H135V16ZM147 15V16H146ZM5 16L7 17V18H5ZM20 16V17H19ZM22 16H23V19L22 20H20V18H22ZM28 16L30 17V20L31 21H33L34 23H35V21H36V23L33 25V26H31L30 27V24H28L27 23V25H29V26H27L26 25V22H30L31 23V21L29 20V18H28ZM37 16H38V18H37ZM40 16H43V17H40ZM57 16V17H56ZM103 16L104 17H106V18H103ZM111 16H113V17H111ZM142 16H143V18H142ZM145 16V17H144ZM17 17H18V20H17ZM34 17L36 18L35 20H34ZM71 19H70V18ZM79 17V18H78ZM81 17V18H80ZM102 17V18H101ZM108 17V18H107ZM120 17H122L121 19H119ZM135 17V20L136 19H139L138 21H135L133 18ZM27 18V20H25V22H24V19H26ZM62 18V19H61ZM68 18L70 19V20H68ZM75 18H77V19H75ZM86 18V19H85ZM112 18V19H111ZM113 18H118V20H113ZM123 18H124V20L125 21H127L128 22V19H129V22L127 23V26H126V22H125V24H123L124 23V21H123ZM140 18H142L141 20H140ZM14 19V21H15V19L17 20V21H15V22H17V23H15L14 21H13V23L15 24H13L12 25V20ZM42 19V20H41ZM59 20V21H57L56 22V20ZM64 19V21H62ZM66 19V20H65ZM72 19H73V21H72ZM74 19H75V21H78V19H79V21H80V19H81V23H79V21L78 22H75L74 21ZM82 19H84V20H86L87 22H89L88 23V25L90 24V23H94V26L91 24V26L89 27L88 25H87V22L86 21H84V20H82ZM88 19H89V21H88ZM101 19H102V21H103V23L101 24L102 26H109V27H102L101 25H99L102 21H101ZM105 19V20H104ZM109 19H111V20H109ZM127 19V20H126ZM145 19V21H147ZM120 20V21H119ZM132 20H134V21H132ZM10 21H11V23H10ZM18 21H21L20 23L22 24L23 23V25H18L17 26V24H20V23H18ZM23 21V22H22ZM42 21H43V24H42ZM52 21H48V22H52ZM84 21V22H83ZM100 21V22H99ZM108 21V22H107ZM113 21V22H112ZM115 21V22H114ZM117 21L119 22L118 23V25H116L117 24ZM131 21V22H130ZM144 21V22H145ZM149 21H150V19H148V22H146V23H149ZM44 22H46V25L48 26H51V27H47V26H45V23ZM68 22V23H67ZM99 22V23H98ZM105 22V23H104ZM109 22H112L113 24H108ZM136 22V23H135ZM24 23H25V25L27 26H25L24 25ZM68 24V25H66V24ZM72 23V24H71ZM75 23H79L81 26V28L83 29H80V27H79V25H78V27H77V25H74ZM82 23H84L85 25V27L83 28V24ZM32 24V23H31ZM41 26H40V25ZM58 24V25H57ZM63 24H65L64 26H63ZM98 24V25H97ZM137 24V25H136ZM45 26V27H43V26ZM120 25V26H119ZM136 27H135V26ZM14 26H15V28H14ZM17 26V27H16ZM20 26V28H21V30H20V28H19V30L17 31V30H13V28L14 29H18V27ZM26 27V28H24V27ZM56 27L57 28V30H56V32L54 33V31H55V28L54 27ZM75 26H76V28H75ZM110 26H112L113 27V29H112V27H110ZM127 28H126V27ZM133 28V29H136V31L135 30H131V27ZM29 27H30V29H29ZM37 27H38V29H37ZM41 29H40V28ZM86 27H88V30L87 31H85L87 28ZM97 27V28H96ZM98 27H99V29H98ZM122 27V28H121ZM130 27V28H129ZM22 28H24V29H22ZM28 28V29H27ZM54 29V30H52L51 31V29ZM58 28H59V30H58ZM77 28H79L80 30H79V32H76L78 29ZM97 30H96V29ZM102 28V29H101ZM106 28V29H105ZM110 28H111V30H110ZM126 28V29H125ZM129 28V29H128ZM61 29V30H60ZM90 29H91V31H93V34H89V32H90ZM103 29H105L104 31H103ZM123 29V30H122ZM106 30H108V31H106ZM110 30V31H109ZM125 30H126V32H125ZM15 31V32H14ZM60 31V32H59ZM63 31H65V33L63 32ZM66 31H71L70 32V35L69 34H67V32ZM82 31H85V34H83V32ZM100 31V32H99ZM101 31H103V32H105L104 34H106V35H109V36H111V37H109V36H107V38L105 37L106 35H104L103 34V32H101ZM114 31H116L115 32V35H112V33ZM133 31H135V33L133 32ZM13 34H12V33ZM17 32V33H16ZM19 32V33H18ZM46 32L48 33V36H46L45 37V35H46ZM50 32V33H49ZM76 32V33H75ZM82 32V33H81ZM87 32V33H86ZM106 32H108V34L106 33ZM110 32H112V33H110ZM119 32V33H118ZM121 32V33H120ZM128 32L130 33V35H128ZM12 34L13 36H11V34H10V36L11 37H8L7 36V34ZM16 33V34H15ZM20 33H22V34H20ZM57 33V34H56ZM60 33H62V34H60ZM69 33V32H68ZM72 33V34H71ZM97 34V35H99V36H97V38H96V36L94 37L93 35L94 34ZM131 33H134V34H131ZM45 34V35H44ZM53 36H52V35ZM60 35V40L58 39V37H59V35ZM66 36V34L68 35V36H64V35ZM86 34H87V36H86ZM114 34V33H113ZM120 34H123V36L125 35V37L123 38V36L122 35H120ZM6 35V36H5ZM16 35H20V36H16ZM89 35L91 36V38H89ZM100 35H103L102 37L100 36ZM161 35H163V34H161ZM160 35V36H161ZM16 36V37H15ZM28 36V37H31V38H26V37ZM44 36V37H43ZM55 36V37H54ZM92 36H93V38H94V40H92L93 38H92ZM114 36H115V38H117V40L115 39H113L114 38ZM118 36V37H117ZM137 36H139V37H137ZM151 36V35H150ZM149 36V37H150ZM15 37V38H14ZM20 37H24V38H20ZM34 37H36V40H35V38ZM70 37H71V39H70ZM109 37V38H108ZM113 37V38H112ZM119 37H122L123 39H121V38H119ZM132 37V38H131ZM135 37V38H134ZM148 37V36H147ZM20 38V39H19ZM56 40H55V39ZM67 39L68 38V41L67 40H65V39ZM112 38V39H111ZM129 38V39H128ZM137 38H139V39H137ZM160 38V37H159ZM159 38H157V39H159ZM164 38H166V40H162L161 41V39H164ZM6 41H4V40ZM33 39H34V41H33ZM40 40V43H42V45L40 46V43H39V41L38 40ZM53 40V42L52 41H49V40ZM58 39V40H57ZM107 39H111V41H108ZM122 40L121 41V44L118 42V43H115L114 44V42L113 41H119V40ZM124 39H127V40H124ZM161 39H159L158 40V42H159V44L161 45L160 47H161V49L159 48V50H164V48H165V45L166 44H164V43H167V37L166 36H161ZM44 40V41H43ZM70 40V41H69ZM91 40V41H90ZM96 40H98L97 42H96ZM107 42H106V41ZM47 41H49V43L47 42ZM56 41V42H55ZM61 41H65V42H61ZM76 41H77V46L79 45V47H77V48H79V49H77V48H74L73 49V46L72 45H74V47H76ZM86 41H88V43H86L85 42V44H84V42ZM94 41V42H93ZM101 41V42H100ZM123 41H125L124 43L125 44H122L123 43ZM138 41V42H137ZM22 42V43H21ZM28 42V43H27ZM54 43V45H53V47H52V43ZM69 42H71V43H73V44H69ZM75 42V43H74ZM90 42V43H89ZM93 42V43H92ZM111 42H113V43H111ZM132 42V43H131ZM134 42V43H133ZM136 42L138 43V44H136ZM141 42V43H140ZM142 42L144 43L143 45H142ZM149 42V43H148ZM23 45V47H22V45ZM28 44V46H27V44ZM29 43H30V45H29ZM39 43V44H38ZM48 46L49 44H51V45H49L50 47H51V49L52 48H54V49H56V51L54 50V52L53 53H55L54 55L52 54V51L53 50H51V52H49L50 51V47L48 46H45V44ZM48 43V44H47ZM83 43V44H82ZM99 43V44H98ZM18 44H20V45H18ZM44 44V45H43ZM61 44H63V45H61ZM91 44V46H89ZM94 44V45H93ZM103 44H104V46L106 47H104L103 46ZM117 44H119L118 46H117ZM130 44V45H129ZM164 46H163V45ZM4 45H8V50L6 51V49L7 48H5V46ZM15 45H17V46H15ZM56 45V46H55ZM68 45V46H67ZM81 45V46H80ZM92 45H93V47H92ZM97 45V46H96ZM98 45H102L103 47H100L99 46V48H98ZM111 45V46H110ZM124 45V46H123ZM126 45V46H125ZM129 45V46H128ZM135 45V46H134ZM148 45V46H147ZM14 46V47H13ZM18 46H20V47H22V48H18ZM44 48H43V47ZM57 46H58V48L59 49H61V48H63V49H61V51L63 50V51H65L64 53H66V54H64L63 53V51L60 53V50L59 49H57ZM59 46H61V47H59ZM62 46H64V47H62ZM65 46H67V48L65 49ZM71 46H72V48H71ZM88 46V47H87ZM113 46H115V47H113ZM133 46V47H132ZM137 46V47H136ZM7 47V46H6ZM16 47H17V49H19V51L16 49ZM56 47V48H55ZM109 49H108V48ZM122 47V48H121ZM126 48L124 51H126V52H124V51H122V49L123 48ZM134 47H136V48H134ZM151 47V48H150ZM10 48H11V50H12V52H10L9 50H10ZM48 49V51L46 50V49ZM94 48V49H93ZM104 48V49H103ZM128 48V49H127ZM70 49V50H69ZM83 49V50H82ZM89 49H90V51H89ZM93 49V50H92ZM99 49L100 50H102V53L99 51ZM107 49V50H106ZM114 49V50H113ZM118 49H121V51L120 50H118ZM153 49V50H152ZM88 50V51H87ZM92 50V51H91ZM95 50H96V53L95 54H93V52H95ZM105 50V52H103ZM128 50V51H127ZM130 50H132V52L130 51ZM9 51V52H8ZM16 51H18V53L16 52ZM57 51H59V52H57ZM86 51H87V53H86ZM98 51H99V53H98ZM130 51V52H129ZM48 52V53H47ZM69 52V53H68ZM78 52H82V54H80V53H78ZM84 52H85V56H86V54H87V56L85 57V56H83V54H84ZM118 52H119V54H118ZM10 53V54H9ZM12 53V54H11ZM20 53V54H19ZM59 53L61 54V55H59ZM65 55V56H62L63 54ZM71 53V54H70ZM73 53V54H72ZM75 53V54H74ZM89 53H91V54H89ZM131 53H133L131 56H133V57H131L130 56V54ZM135 53V54H134ZM10 55V57H9V55ZM49 54V55H48ZM58 56H57V55ZM93 54V55H92ZM98 54L100 55V58H99V56H98ZM101 54L103 55L102 57L104 58V62H102V57H101ZM52 56V58H49V57H51ZM73 55V56H72ZM76 55V56H75ZM79 55H80V57H79ZM105 55V56H104ZM6 56H8V58H6L5 59V57ZM46 56H48V59L46 58ZM54 56H57V57H55L54 58ZM60 56V57H59ZM62 56V57H61ZM84 57L85 59L86 58H88L87 60H83L81 57ZM89 56V57H88ZM94 56V57H93ZM119 56V57H118ZM122 56H124V57H122ZM73 57H74V59H73ZM129 57V58H128ZM131 57V58H130ZM1 58V57H0ZM57 58V60H55V62H54V59H56ZM59 58V59H58ZM61 58H63V60H65V63L62 61V62H60L61 61ZM94 58V59H93ZM98 58H99V60H98ZM115 58V59H114ZM132 58H135V59H132ZM73 59V60H72ZM77 59H79V61L81 62H79L78 61V65H75V67H74V65H71L70 66V64H73L74 62H76L77 61ZM91 61H90V60ZM102 59V60H101ZM118 59H120L119 60V62L117 61ZM129 59H131V61L129 60ZM92 60H93V62H92ZM124 60V61H123ZM132 60H134V61H132ZM5 61V62H4ZM57 61H59V64L61 63L62 65H64L63 67L61 66L60 68H59V66L61 65H59L58 64V62ZM74 61V62H73ZM97 61H99V62H97ZM129 61V62H128ZM51 62V63H50ZM66 62H67V64H66ZM71 62H73V63H71ZM84 62V63H83ZM94 62H97V63H95L94 64ZM121 62V63H120ZM123 62V63H122ZM77 63V62H76ZM76 63H74V64H76ZM80 63V64H79ZM83 63V64H82ZM92 64L91 66L90 65H87L86 66V64ZM106 63V64H105ZM118 63V65H116ZM131 63V64H130ZM135 64V67H134V64ZM53 64H55L56 65V67H57V69L55 68V65H53ZM58 64V65H57ZM104 64V65H103ZM119 64H125V66L123 65L121 68H120V66H119ZM47 65H49L48 67H50V68H47ZM52 65V66H51ZM69 66V68H68V66ZM82 65L84 66V67H82ZM94 65V66H93ZM137 65V66H136ZM79 66H81L80 68H79ZM89 66H90V68H89ZM104 66H107V67H104ZM127 66V67H126ZM129 66H130V68H129ZM54 67V68H53ZM71 67H73V69H71ZM93 67V68H92ZM97 67V68H96ZM101 68V67H103V69L101 68V70L99 69V68ZM126 67V68H125ZM134 67V68H133ZM20 68V69H19ZM50 69V71H48L47 69ZM77 68L78 70L77 71H74L75 69ZM81 68L83 69V70H81ZM86 68V69H85ZM89 68V69H88ZM56 70V71H52V70ZM71 69V70H73V71H69V70ZM85 69V70H84ZM97 69V70H96ZM132 69H134V70H132ZM18 70H20V71H18ZM21 70H22V72H21ZM64 70V71H63ZM81 70V71H80ZM88 70V71H87ZM94 70H96V72L94 71ZM115 70V71H114ZM122 70V74L120 75L119 73H120V71ZM125 70H126V72H125ZM129 70V71H128ZM137 70H138V74H134V73H137ZM25 71V72H24ZM51 74L52 72V74H51V76L52 75H55L53 78H51L50 76H47V75H49L48 74V72ZM91 71H94V72H91ZM97 71H99L100 73L98 74V72ZM15 72H18L17 74H18V76H19V78H17L18 76H17V74L15 73ZM20 72H21V76H20ZM34 72H37L36 74H34ZM56 72V73H55ZM68 72V73H67ZM80 72V73H79ZM85 72V73H84ZM86 72H87V77L88 78H86ZM105 72V73H104ZM111 72L113 73V74H111ZM130 72V73H129ZM29 73V74H28ZM41 73V74H40ZM59 73V74H58ZM68 74V75H63V74ZM69 73H70V76H69ZM84 75H83V74ZM93 73L94 74H96V75H93ZM13 74H15V75H13ZM28 74V75H27ZM38 74V75H37ZM100 74H103V77H102V75H100ZM129 74V75H128ZM133 74H134V76H133ZM24 75H26V77L24 76ZM33 75H34V77L35 78H30V76L31 77H33ZM38 76V78L41 80V82L40 81H35L36 79H38V78H36L37 76ZM58 75H60L59 77H58ZM90 75H92L91 77H90ZM114 75L115 76H118L119 77V79H118V77H114ZM125 77H124V76ZM136 75H138V77L136 76ZM24 76V77H23ZM47 78H46V77ZM62 76V77H61ZM69 76V77H68ZM95 76V77H94ZM128 76H130L129 77V79H131V80H129L128 79ZM43 77V78H42ZM50 77V78H49ZM55 77H57V78H59V80H58V82L60 81V82H62V84L60 83V85H59V83L56 81V78ZM66 77H68L67 79H68V81L66 80V79H63V78H66ZM86 79H85V78ZM92 77H94V78H96L95 80H94V78H92ZM122 77H124V78H122ZM24 78V79H23ZM25 78H26V80H25ZM46 78V79H45ZM62 80H61V79ZM85 80V82H83V80ZM97 78H102V79H99V82H97ZM112 78V79H111ZM115 78V82L114 81H112L113 79ZM137 78V79H136ZM24 80V82H22V81H20V80ZM34 79V80H33ZM44 79V80H43ZM49 79V81L47 82L46 80H48ZM73 79H75V80H73ZM89 79V80H88ZM90 79H93V80H90ZM106 79L108 80V82L106 81ZM121 79V80H120ZM19 80V81H18ZM51 80V81H50ZM55 81V82H57V84L55 83V82H53V81ZM63 80L64 81H66L65 83L63 82ZM69 80L70 81H72L71 83L69 82ZM80 80H82V81H80ZM104 80V81H103ZM118 80V81H117ZM122 80H125V81H122ZM126 80H128V82L129 83H127V81ZM43 81V82H42ZM78 82V84H77V82ZM88 81V82H87ZM106 81V82H105ZM18 82V83H17ZM54 84H53V83ZM80 82H81V86H80ZM93 82H95V83H93ZM96 82H97V86H95L96 85ZM100 82H103V83H106L105 85L104 84H100ZM134 82V83H133ZM11 83H12V85H13V87H12V85H11ZM13 83H16L15 85L13 84ZM22 85H21V84ZM46 83V84H45ZM49 83L51 84L52 83V86L50 87V85H49ZM67 83H69L70 84V86L73 88H71ZM84 83H85V85H84ZM86 83H88V85L86 84ZM114 83V84H113ZM115 83H117V85L115 84ZM121 83H124V84H126V85H122ZM132 83V84H131ZM3 84V85H2ZM44 84V85H43ZM57 86H61L62 87V91H60L59 92V90H61V87H57ZM64 84H66V85H64ZM107 84H109V85H107ZM127 84H129V85H127ZM135 84H137V85H135ZM4 85H6L7 87H5ZM10 85H11V88L13 89L12 91V93L14 94L15 93V95H13L12 93H11V89H10ZM19 85H21V86H19ZM27 85H28V87H27ZM47 85H49V86H47ZM55 85V86H54ZM75 85V86H74ZM89 87V86H91V87H89V90L88 89H85L87 86ZM92 85L94 86V87H92ZM102 86V88H101V86ZM114 85V86H113ZM121 85V86H120ZM134 86L133 88L131 87V86ZM17 86V88H15ZM41 86H43V87H41ZM45 86V87H44ZM54 86V87H53ZM66 86V87H65ZM77 86H79V87H77ZM99 86V87H98ZM108 86V87H107ZM116 86V87H115ZM127 86V87H126ZM131 87V89L129 88V87ZM19 87V88H18ZM21 87V88H20ZM24 87H26V88H24ZM57 89H56V88ZM75 87V88H74ZM77 87V88H76ZM87 87V88H88ZM96 87H98V88H96ZM112 89H111V88ZM119 87H120V89H119ZM10 90H9V89ZM47 91H45L44 89ZM50 88V89H49ZM54 89V90H51V89ZM67 90H66V89ZM95 90H94V89ZM108 90H107V89ZM121 88H122V91H121ZM138 90H137V89ZM3 89H5V90H3ZM25 90V92H24V90ZM65 89V90H64ZM70 89V90H69ZM78 90V91H76V93H74L75 92V90ZM82 89V90H81ZM93 89V90H92ZM133 89H135V91L133 90ZM8 90H9V93H7V94H9V95H4V93H6V92H8ZM41 90V91H40ZM42 90H44V91H42ZM56 90H57V92H56ZM104 90V91H103ZM105 90H107V91H105ZM118 90V91H117ZM133 92V94H132V92H131V94L132 95H130V92ZM15 91V92H14ZM17 91H19V92H17ZM25 93H23V92ZM28 93H27V92ZM36 91H38V92H36ZM54 91V92H53ZM65 91H66V93H65ZM68 91H70V92H68ZM79 91H81V93L79 92ZM86 91V92H85ZM102 91H103V93H102ZM114 91V92H113ZM117 91V92H116ZM36 92V93H35ZM42 92V93H41ZM46 92V94H49V93H54V95L53 94H51L52 95V98H51V95L49 94V95H46V94H44ZM49 92V93H48ZM59 92V94H61L62 96H63V98H62V96L61 95H59V94H57ZM64 92V93H63ZM77 92L79 93V94H81V95H79V94H77ZM85 92V93H84ZM90 92V94H88ZM102 93V97L101 96H99V95H101V93ZM29 93H31L32 95H33V97L35 96V98H33L32 96H31V94L30 95H28L27 96V94H29ZM34 93V94H33ZM63 93V94H62ZM97 93H99V94H97ZM108 93H110V94H108ZM118 93H120V94H122V95H120V94H118ZM126 93H129L128 95L126 94ZM134 93H136L137 94V96H135V101H134ZM19 94V100H18V97H17V95ZM23 94H24V96H23ZM55 94H57L58 96H60L61 98H59L57 95H55ZM96 95L97 97H94V96H90V95ZM107 94L109 95V96H107ZM114 94V95H113ZM125 94H126V96H129V97H126L125 96ZM13 95V97H11ZM21 95V96H20ZM38 97H37V96ZM42 96V98L43 97H47L46 99L45 98H40L41 96ZM45 95V96H44ZM69 95V96H68ZM76 95V96H75ZM83 95V96H82ZM106 95V96H105ZM118 95L120 96L119 98H118ZM124 95V96H123ZM138 95H139V97H138ZM8 96H10V98H12V101H14V102H10V100L11 99H9V97ZM30 97V99L29 100H31L30 102H31V104H30V106L31 105H33L34 106V104L36 105V106H34V108L36 109V112L34 111L35 109H32L33 108V106L32 107H29V103H27L29 100L27 99V97ZM48 96H49V98H48ZM55 96V97H54ZM73 96H75V97H73ZM106 97V100L109 102L110 101V104H108V102L104 99L105 97ZM112 96H113V98H112ZM16 99H15V98ZM68 97H70L69 99H68ZM73 97V98H72ZM82 97H83V99H82ZM98 97H99V99H101V101L103 100L104 102L103 103H105L106 102V104H104V107L106 106L107 108L105 109V108H103V103H101V101H99L98 102ZM127 99H129V100H127ZM7 98L9 99V100H7ZM53 98H55V99H53ZM59 99V100H57V99ZM72 98V99H71ZM94 99V100H92L91 101V99ZM97 98V99H96ZM130 98H131V100H130ZM140 98V99H139ZM14 99V100H13ZM25 100V102H23L24 100ZM35 99V100H34ZM39 101H38V100ZM41 99V100H40ZM49 99V100H48ZM55 100V101H52V100ZM64 99V100H63ZM72 100V102L71 101H68V100ZM114 99H117V100H114ZM127 100L126 102L128 103V105L130 104L131 106H127L126 104V102H124L125 100ZM139 100V101H137V100ZM3 100V101H2ZM7 100V101H6ZM15 100L17 101V102H15ZM28 100V101H27ZM57 100V101H56ZM60 100H62L61 102H60ZM73 100H75L74 101V103H73ZM95 100H96V103L94 104V105H92V103H94L95 102ZM121 100H123V102L124 103H126L125 105H126V109H125V106H124V103L123 102H120ZM2 101V102H1ZM37 102V103H35V102ZM42 101V102H41ZM50 101V102H49ZM52 101V102H51ZM64 101H66V102H64ZM76 101L78 102V103H76ZM84 101H85V103H84ZM119 101V102H118ZM129 101H131V103L129 102ZM137 101V103H139V110H135V108H134V112L136 111V113L135 114H133L134 112H132L131 113V111L133 110H130V107H133V104H134V102H136ZM141 101V102H140ZM20 102H22L21 103V106L24 104V105H26L27 106V108H28V110L25 108L26 106H22V109H24V110H22V112L20 111ZM32 102H34V103H32ZM40 104H39V103ZM45 102V103H44ZM59 102V103H58ZM79 102H82V104L81 103H79ZM90 102V103H89ZM118 102V103H117ZM46 103H47V105H46ZM51 103V104H50ZM53 103H55L54 104V106L52 105ZM56 103H58L59 104V108H60V106H61V110H59V108H58V104H56ZM63 103V104H62ZM71 103V104H70ZM84 103V104H83ZM87 103V104H86ZM100 105H99V104ZM111 103H112V107H110L111 106ZM114 103V104H113ZM115 103H117V105H115ZM119 103H121V105L119 104ZM123 103V104H122ZM142 103V105H140ZM145 103L147 104V107H146V105H145ZM18 105V107H17V105ZM45 105V107H44V105ZM49 104H50V106H49ZM65 104H66V107H63V106H65ZM79 104H80V106H79ZM165 104H167V102L165 103ZM42 106L41 108H39L38 106ZM52 105V106H51ZM71 105V106H70ZM76 105H77V107H76ZM92 105V106H91ZM107 105H109V107L107 106ZM120 106V108L121 107H123L124 106V108L123 109H121V111H120V113L122 114V115H120V113H119V110H120V108H119V106ZM47 106V107H46ZM79 106V107H78ZM95 106V107H94ZM96 106H99L101 109H99V107L97 108ZM114 106H117V107H114ZM149 106V107H148ZM12 107V110L13 111H15V114H13L12 112L13 111H11L10 110V108ZM15 107V108H14ZM17 107V108H16ZM37 107H38V109H37ZM50 107V108H49ZM53 107V108H52ZM54 107H56V108H54ZM83 107V108H82ZM86 107V108H85ZM91 107H94V109H97L96 111L95 110H93V108H91ZM142 107V108H141ZM8 108V109H7ZM14 108V109H13ZM43 108H44V110H43ZM70 108V112H69V109ZM91 108V109H90ZM112 108V109H111ZM116 108V109H118V110H114V109ZM127 108H128V110H127ZM147 108V109H146ZM173 108V107H172ZM15 109H17V110H15ZM52 109H54V113L53 114H56L57 112L59 113H57L56 115H53L51 112H53L52 111ZM62 109L64 110V112L62 111ZM72 109V110H71ZM76 109H78V110H76ZM82 109H84V111L82 110ZM85 109H86V111H85ZM88 109V110H87ZM90 109V110H89ZM150 109V110H149ZM6 110H9L11 113H12V115L14 116L13 117V119H14V121H12L13 119H11V118H9L10 117V115H11V113H9V112H6ZM76 110V111H75ZM81 110H82V112H81ZM100 110H102V111H100ZM125 110V111H124ZM129 113H131V114H128V112ZM143 110V111H142ZM152 110V112H150ZM4 111V113H6L5 115H3L4 113H2V112ZM27 111H28V113H27ZM35 113H34V112ZM38 111V112H37ZM41 111V112H40ZM42 111H43V113H42ZM44 111L45 112H47V113H44ZM49 111H51L50 113H49ZM72 111V112H71ZM79 111V113H77V115H76V112H78ZM97 111H99V112H97ZM109 111V112H108ZM116 111V112H115ZM138 111H140L139 113H138ZM16 112H17V114H16ZM19 112H21V113H19ZM25 112H26V114H25ZM40 112V113H39ZM60 112H61V114H60ZM65 112H66V114H65ZM75 112V113H74ZM84 112H86V114L84 113ZM102 112H105L106 114H107V116L104 114V116H101L102 115ZM111 112V113H110ZM123 112L124 113H126V114H123ZM147 112V113H148ZM23 113H24V116H25V120H23V118H24V116H23ZM48 113H49V118H48ZM68 113H70V114H68ZM72 113H74V114H72ZM81 113H82V115H81ZM109 113V114H108ZM112 113L113 114H117V115H113L112 117H111V115H112ZM4 116H2V115ZM31 114V115H30ZM34 114V115H33ZM68 114V115H67ZM72 114V115H71ZM91 114H93L92 115V117H91ZM137 114V115H136ZM6 115H9V116H6ZM18 115V116H17ZM20 115H22V116H20ZM26 115H29V116H26ZM33 115V116H32ZM44 117H43V116ZM45 115L47 116V119L45 118ZM53 115V116H52ZM62 115V117H60ZM65 115H67L68 117H65ZM87 115V117H86V119L88 118H90V120H88L87 119V121H85L86 119H84L85 118V116ZM90 115V116H89ZM110 117H109V116ZM122 116V118L120 117V116ZM125 115V116H124ZM131 115V116H130ZM134 115H136V116H134ZM139 115V116H138ZM37 117V118H34V117ZM42 117V119H40L41 117ZM56 116H57V119H56ZM58 116H59V119H58ZM76 116H78V118L76 119ZM80 116H81V118L82 119H80ZM96 116V117H95ZM105 116L107 117V118H105ZM117 116V117H116ZM133 116V117H132ZM156 116H158V117H156ZM3 117V119H5V120H3V119H1ZM5 117H7V118H5ZM18 119H17V118ZM21 117H22V119H21ZM27 117V118H26ZM31 117L32 118H34V119H32L31 120ZM67 118L66 120H67V122L64 120L65 118ZM73 117V118H72ZM102 117H104L105 118V120H104V118H102ZM119 117L122 119H120L119 120ZM130 118L129 120H127L128 118ZM132 117V118H131ZM136 117V118H135ZM155 119H154V118ZM30 118V119H29ZM44 118H45V120H46V122L48 123H46V122H44L43 123V121H45L44 120ZM54 120H53V119ZM62 118V119H61ZM73 120H72V119ZM92 118H95V121H94V119L92 120ZM97 118V119H96ZM99 118V119H98ZM100 118H102V119H100ZM110 118H112V119H114L116 122H117V119H118V121H122V124H121V126L123 125L124 126V128H123V126H122V128H121V126H120V124H118V122L116 123L114 120H109ZM115 118H117V119H115ZM126 118V119H125ZM135 118V119H134ZM151 118H152V121H150L151 120ZM157 118V119H156ZM52 119V120H51ZM68 119H69V122H68ZM72 120V122H71V120ZM78 119H79V121H78ZM161 119V118H160ZM7 120H11V121H8L9 123H7ZM18 120H19V123H18ZM26 123V125H27V127H25L26 125H25V123L23 122V121ZM26 120H28V122H29V120H31V123H33V124H31L30 122L28 123ZM34 120H36V121H34ZM39 120H41V121H39ZM47 120H49V121H47ZM50 120L52 121V123H53V121L55 122V121H57L58 120V122H55V124H51V122H50ZM60 120V121H59ZM64 120V121H63ZM77 121V123H75L76 121ZM83 120V121H82ZM101 120V121H100ZM108 120H109V122L112 124V122L111 121H113V123H115L116 125H115V127H117L116 129H115V127H114V124H112V126H111V124L108 122ZM126 120V122L124 123V121ZM157 120V121H156ZM2 121H5V122H3L2 123ZM17 121V122H16ZM20 121H22V122H20ZM73 121H74V123L76 124V127L77 126H79V129L77 130V128L75 127V125H73L74 123H73ZM90 121H92V122H95L96 123V125L95 124H93L92 122H90ZM97 121V122H96ZM99 121H100V124H98L99 123ZM104 121H105V123L107 124H105L104 123ZM107 121V122H106ZM17 123V125L18 124H20V127H18L16 124L14 125V123ZM36 122V123H35ZM41 122V123H40ZM65 124H64V123ZM79 122V123H78ZM85 124V125H83V123ZM102 122V123H101ZM44 124V126H43V124ZM66 123H67V125H66ZM68 123H70V124H68ZM71 123H73L72 125H71ZM89 124V123H91V125H86V124ZM119 123H121V122H119ZM125 125H124V124ZM127 123V124H126ZM159 124H157V126L159 125V126H161V128L162 127H167V126H164L163 124L161 125V121H159L158 122ZM2 124H3V126H2ZM29 124V125H28ZM35 124H37L38 126H40L41 124V127L43 128H39L38 126V128H36V126H35ZM58 124V125H57ZM62 124V125H61ZM77 124H80V125H77ZM82 124V125H81ZM104 124L107 126V127H105L104 126ZM147 124V123H146ZM146 124L144 125L145 126V128H147L146 127ZM12 125H13V127H12ZM25 125V126H24ZM35 126V128H33V126ZM46 125H47V127H46ZM50 125H52V126H50ZM63 125L64 126H72V127H70V128H72V130L71 129H66V127H63ZM93 125V126H92ZM99 125H101V127L99 126ZM109 125H110V127L111 128H108L109 127ZM142 125V126H143ZM15 126L16 127H18V128H15ZM22 126V127H21ZM30 126H31V128H30ZM53 126H55L54 128H51V127H53ZM56 126H57V128H56ZM63 127L62 129L61 128H59V127ZM75 128H74V127ZM81 126H83L82 128H84V129H86L85 131L81 128ZM96 128H95V127ZM119 126H120V128H119ZM157 126H155V128H160L159 126L157 127ZM12 127V128H11ZM90 127H91V129H96V131H97V135H96V131H94V130H91L90 129ZM105 128V130L106 129H111V130H107V131H105V130H103V128ZM154 127V126H153ZM5 128H7L6 130H4ZM11 130H10V129ZM24 128H26V129H30V130H34V131H36L37 129H39L40 131L38 132V130L36 131V133L35 132H31L30 130H28L27 132H29L28 134H27V136L25 135L26 134V129H24ZM46 128V129H45ZM58 128H59V130H58ZM87 128H89V133H88V131H87ZM98 128V129H97ZM99 128H101L102 129V131L104 132V133H102V131H101V129H100V131H99ZM9 129V130H8ZM14 129H16V130H14ZM48 129H52L51 131H49ZM80 129L82 130V131H80ZM112 129H114L115 131H113ZM119 129V130H118ZM123 129V130H122ZM130 129V128H129ZM8 130V131H7ZM14 130V131H13ZM24 130V131H23ZM70 130V131H69ZM1 131L2 132H4L5 131V133H1ZM12 131H13V133H12ZM18 131L19 132V134H18V132L16 133V132ZM42 131V132H41ZM48 131V133H46ZM67 131V132H66ZM69 131V132H68ZM91 131V132H90ZM92 131H94L95 132V135H93L94 133L92 132ZM119 133H118V132ZM126 131V130H125ZM146 131V132H145ZM9 132H11L13 135H10V136H13L14 137V140H12V141H8V140H10V136L8 135V133ZM23 132V133H22ZM40 132L42 133L41 135H42V140H41V136H40ZM44 132V133H43ZM59 132H60V134H59ZM64 132H66V134L64 135L63 133ZM83 132L84 133H86V134H83ZM98 132H100L99 133V135H98ZM105 132L107 133V134H105ZM114 132V133H113ZM115 132H117V133H115ZM142 132V133H141ZM10 133V134H11ZM14 133L15 134H17V137H19L20 136V138H21V143H20V138H17V137H15V135H14ZM31 133V134H30ZM55 133V134H54ZM93 133V134H92ZM141 133V134H140ZM22 134V135H21ZM37 134V135H36ZM44 134L46 135L45 137H46V139H47V141H45L46 139H45V137H44ZM48 134V135H47ZM51 134V135H50ZM58 136H57V135ZM63 134V135H62ZM91 134V135H90ZM105 134V135H104ZM110 134H112V136H110ZM126 134V135H125ZM145 134V135H144ZM147 134V135H146ZM19 135V136H18ZM31 135H36L37 136V138H35V140L33 139V136H31ZM50 135V136H49ZM61 135V136H60ZM103 135H104V137L107 139H110V140H106L104 137H103ZM108 135L110 136V138L108 137ZM116 135V136H115ZM119 135V136H118ZM121 135V136H120ZM122 135H125L126 137H124V136H122ZM129 135H132V136H134V137H132V136H129ZM141 135H142V139L140 140V138H141ZM145 136V138H144V136ZM2 136V137H1ZM3 136H5V138L3 137ZM8 136V137H7ZM38 136H39V138H38ZM54 136V137H53ZM56 136V137H55ZM62 136H63V138H65L66 139V142H60L63 138H62ZM67 136V137H66ZM113 136H115L114 138H112ZM118 136V138H116ZM12 137V138H13ZM25 137H27V138H25ZM28 137H31L32 139H33V141H31L32 139H29ZM48 137V138H47ZM49 137H50V139H49ZM52 137V138H51ZM103 137V138H102ZM132 137V138H131ZM154 137V138H153ZM9 138V139H8ZM11 138V139H12ZM19 140L18 142L20 143H15V145H14V143L12 144V142H17V139ZM22 138H25L26 139V141H25V139L23 140ZM56 138H58V139H56ZM61 138V139H60ZM69 138V139H68ZM114 140H112V139ZM126 138V139H125ZM147 138V139H146ZM152 138V139H151ZM6 140L7 141V143L5 142V140L4 141H2V140ZM16 139V140H15ZM39 140V141H37V140ZM44 139V140H43ZM53 139V140H52ZM65 139H63L64 141H65ZM71 139V140H70ZM119 139V140H118ZM124 139V140H123ZM130 139V140H129ZM30 140V141H29ZM50 140V141H49ZM54 140H56L57 142H59V144L57 143H55L56 145V147L54 146ZM60 140V141H59ZM116 140H118V141H116ZM122 140V142L123 141H125V144H128L129 143V141L130 142H132L133 143V145L134 144H138L139 143V141L140 142H142V143H140V144H142V145H139V147H141V148H138V145L136 146V145H132V147L134 148V149H138V150H136L137 151V153L135 154L136 156H135V159L137 160V165L138 164H140V166H138L137 167V165H136V167L137 168H134V167H128V166H126L125 167V165L123 164L124 163V156H123V153H122V148H123V146L125 145L124 144V142H123V144L120 142ZM134 142H133V141ZM147 142H146V141ZM22 141L24 142V143H26V142H30V143H26V144H22ZM41 141H43V142H41ZM53 141V142H52ZM55 141V142H56ZM68 141V142H67ZM73 141V142H72ZM110 141H113V142H110ZM128 141V143H126ZM5 142V143H4ZM11 142V143H10ZM32 142H34V144H32ZM35 142H36V144H35ZM38 142H39V144H40V142L42 143L41 145H43V146H39V144H38ZM47 142H49V143H47ZM51 142V143H50ZM106 142H108V144L106 143ZM110 142V143H109ZM121 143V146H119L118 145V143ZM144 142H146V143H148V144H144ZM150 142V143H149ZM9 143H10V148H12L11 150L9 149V146L7 147V145H9ZM45 143H47V144H45ZM64 143H65V145H64ZM67 143H69L68 145H67ZM72 143H74V146H73V144ZM152 143V144H151ZM1 144V145H2ZM17 144V145H16ZM18 144L19 145H21L22 147L24 146L25 148L23 149L21 146H19L18 147ZM49 144H51V147H50V145ZM109 145V144H112V145H109L108 146V148H110L109 150H107V145ZM116 146H115V145ZM0 145V146H1ZM12 145V146H11ZM26 145H28V146H26ZM31 145H33L32 146V148H31ZM58 145H60V146H58ZM14 146H16V148H17V150L16 151H14V153H17V154H14L12 151L13 150H15L16 148L14 147ZM30 146V150H28V148L27 147H29ZM38 146V147H37ZM52 146H54L55 148L54 149H52L53 147ZM66 147V148H64V147ZM73 146V147H72ZM110 146H112V147H110ZM113 146H115V147H113ZM118 146V147H117ZM136 146V147H135ZM148 146H150V147H148ZM35 148V150H32V154H31V149H34ZM38 149H37V148ZM49 147V148H48ZM57 147H60V148H57ZM106 147V148H105ZM122 147V148H121ZM132 147H126L125 149L128 151L129 150V152L131 151V152H133V150L134 149H132ZM147 147V148H146ZM6 148L7 149H9L10 150V152H9V150H8V152L6 151ZM13 148H15V149H13ZM23 149V150H21L20 152H17V151H19L20 149ZM44 148V149H43ZM47 149V151H46V149ZM62 148H64L63 150L65 151H69L68 153L69 154H67L66 152H64V151H62L61 152V149ZM113 148V149H112ZM128 148V149H127ZM144 148V149H143ZM151 149V150H147V149ZM2 149V150H1ZM55 149H59V150H55ZM116 149V150H115ZM146 149V150H145ZM5 150V151H4ZM37 150H39V151H37ZM47 152V153H45V151ZM106 150V151H105ZM116 152H114V151ZM120 150V151H119ZM143 150V151H142ZM37 151V152H36ZM44 151V152H43ZM57 151V152H56ZM100 151H103V152H100ZM105 151V152H104ZM111 151H113V152H111ZM141 152V157H140V152ZM149 151V152H148ZM3 152H4V155H6V156H4L3 155ZM13 154H12V153ZM34 152V153H33ZM74 152V153H73ZM75 152H76V154H75ZM92 152V153H91ZM96 152H99V153H97V154H102V153H104V156H101V155H97L96 154ZM5 153H7V154H5ZM9 153V154H8ZM50 153V154H49ZM52 153V154H51ZM60 153V154H59ZM61 153H64V154H62L63 155V157L61 156ZM74 154V155H72V154ZM106 153H108V155H106ZM109 153H111V154H109ZM2 154V155H1ZM10 154H11V156H10ZM47 154V155H46ZM57 154H59V155H57ZM119 154H122V156L120 155V157H119ZM144 154H145V156H144ZM150 156L151 155V158L149 157L148 158V155ZM43 155L45 156V157H43ZM49 155V156H48ZM50 155H51V157L53 156V158H50ZM65 155V156H64ZM67 155H71V156H67ZM114 157H113V156ZM155 155V156H154ZM8 156V158H6ZM19 156H22V158L21 157H19ZM56 156L58 157V158H60V160L58 159V158H56ZM73 156V157H72ZM108 156V158H110V159H108V158H106ZM118 156V157H117ZM139 156V157H138ZM153 156V157H152ZM3 157V158H2ZM21 158L20 159V161L17 159V158ZM46 157H48L49 159H47ZM70 159H68V158ZM72 157V158H71ZM104 157V158H103ZM116 157V158H115ZM148 159H147V158ZM159 157V158H158ZM2 158V159H1ZM5 158V159H4ZM43 159L42 160V162L44 161V159H46L43 163L40 161L41 159ZM61 158H63V159H61ZM66 160H65V159ZM106 158V159H105ZM122 159L121 161L123 162H120V160L119 159ZM138 158H140V161L138 160ZM145 158V159H144ZM4 159V160H3ZM23 159H25V160H27V161H23ZM54 159H55V162H53L54 161ZM112 159V160H111ZM149 159H151V161L152 162H150V160ZM154 159V160H153ZM158 159V160H157ZM160 159V160H159ZM14 160V161H13ZM17 160L19 161V164H20V167L19 166H17V165H19V164H16V163H18L17 162ZM48 160V161H47ZM51 160H52V162H51ZM65 160V161H64ZM105 160H106V164H105ZM110 160V161H109ZM115 160H118V161H115ZM145 160V161H144ZM157 160V161H156ZM49 163L50 162V164L52 165L53 164V166H52V168H51V170H47V168L50 166V164H48L47 165V162ZM57 161V162H56ZM58 161H61L60 162V164H58L59 162ZM146 161H148L147 163H146ZM154 161H156L155 163H154ZM159 161V162H158ZM16 162V163H15ZM21 162H22V164L23 165H21ZM24 162H27V163H24ZM64 162V163H63ZM66 162V163H65ZM108 162V163H107ZM111 162H112V165H111ZM120 162V163H119ZM141 162V163H140ZM6 163H7V165H6ZM56 165H55V164ZM68 163H70L71 165L70 166H72V167H70L69 165H68ZM110 163V164H109ZM117 163V165H114V164H116ZM119 163V164H118ZM143 163V164H142ZM148 163H150L149 165H148ZM158 163V164H157ZM25 164V165H24ZM28 166H27V165ZM43 164H45V166L43 165ZM59 165V167H58V165ZM120 164H122L121 166L123 167H125V169H124V167H123V170L121 169V166H120ZM141 164L142 165H144V166H141ZM153 164V165H152ZM61 165H64V166H61ZM93 165V166H92ZM108 166L107 168H109V170H106L107 168H106V166ZM146 165H147V167H146ZM152 165V166H151ZM158 165V166H157ZM6 166V167H5ZM65 166L67 167V168H65ZM74 166V167H73ZM87 168V169H90V166H92L91 168V170H87L85 167ZM118 166V167H117ZM19 167V168H18ZM21 167H26V168H28V169H23L22 170V172H19V171H21ZM31 167H33V169H31ZM68 167H70L71 169H69ZM78 167H79V169H78ZM119 167H120V169H119ZM141 167H143V168H141ZM149 167V168H148ZM50 168H48V169H50ZM60 168V169H59ZM61 168L63 169V172L61 171ZM73 168V169H72ZM75 168H77V170L75 169ZM84 168V169H83ZM112 168V169H111ZM118 168V169H117ZM151 168V169H150ZM4 169V170H3ZM45 169V170H44ZM80 169H81V171H80ZM83 169V170H82ZM113 169H115L114 171H113ZM127 169H129V170H127ZM132 169V170H131ZM134 169V170H133ZM143 169V170H142ZM147 169V170H146ZM3 170V171H2ZM18 170V171H17ZM30 170H32V171H30ZM68 170V171H67ZM72 170V171H71ZM74 170H76L75 172H74ZM112 170V171H111ZM120 170H121V172H120ZM153 170V171H152ZM6 171H7V173H6ZM23 171H25L26 173V175L24 174V172ZM42 171H44V172H42ZM47 171V172H46ZM71 171V172H70ZM85 173H84V172ZM88 171H90V173H88L87 174V172ZM116 171H117V173H116ZM124 171L126 172V173H124ZM130 171H132V173H133V175H131L130 173ZM134 171H135V173H134ZM144 171V172H143ZM29 172V173H28ZM39 174H38V173ZM41 172H42V174L44 175H42L41 174ZM46 172V173H45ZM60 172V173H59ZM65 172V173H64ZM67 172V173H66ZM69 172V173H68ZM77 172H79L78 174L80 175V177L83 179H79V175L78 174H76ZM81 172V173H80ZM116 175H114L113 173ZM137 172H139V173H137ZM141 172L145 175H143V174H141ZM148 172V173H147ZM151 172V173H150ZM4 173H6V174H4ZM8 173H9V177H8ZM24 175H23V174ZM32 173V174H31ZM36 173H37V175H36ZM61 173H64V176H65V178L63 177V175L61 174ZM70 173H71V175H70ZM74 173V174H73ZM84 173V174H83ZM92 173V174H91ZM119 173V174H118ZM120 173L122 174V175H120ZM127 173H129V174H127ZM146 173H147V175H146ZM34 174V175H33ZM43 176H41V175ZM58 174H61L60 176L58 175ZM68 174V175H67ZM73 174V175H72ZM87 174V175H86ZM90 174L94 177V179H93V177L91 176L90 177ZM114 175L113 177L112 176H109V175ZM118 174V175H117ZM123 174H124V176L126 177V178H124L123 177ZM138 174V175H137ZM150 174H152V175H150ZM29 175H30V177H29ZM36 175V176H35ZM46 175V176H45ZM58 175V176H57ZM82 175L83 176H85V178L84 177H82ZM89 175V176H88ZM134 175H137V176H134ZM20 176V177H19ZM26 176V177H25ZM32 176H33V178L35 177V179L36 178H38L39 176H41V178L39 177L38 179H37V181L34 179V181H35V183L36 184H34V181H33V178H32ZM57 176V177H56ZM74 176H77V177H74ZM106 176H108V177H106ZM132 176V177H131ZM140 176V177H139ZM147 176H148V180H146L147 179ZM7 177H8V179H7ZM12 177V180L10 181V178ZM21 177H23L24 179H26L25 181H23V178H21ZM29 177V178H28ZM59 177H61V178H59ZM112 177V178H111ZM119 177V179H117ZM124 179H123V178ZM127 177L129 178V179H127ZM31 178V179H30ZM63 178H64V180H63ZM74 178V179H73ZM78 178V181H77V183H79V185H77L75 182H76V180L75 179H77ZM108 178H110V179H112V180H115V179H113V178H116V180L115 181H110V179L108 180ZM120 178H122V180H120ZM132 178V180H130ZM134 178V179H133ZM136 178V179H135ZM139 178V179H138ZM0 179V181L2 182V180ZM14 179V180H13ZM20 179V180H19ZM39 179H41L40 181H39ZM59 179H61V181L59 180ZM88 179H90V180H88ZM107 179V180H106ZM137 179L138 180H140V181H137ZM151 179V180H150ZM27 180H29V181H27ZM33 182H32V181ZM59 180V181H58ZM75 180V181H74ZM84 180H85V182L87 183L88 181L90 182V185L89 184H87L86 186L84 185V184H86L85 182H84ZM88 180V181H87ZM134 180H136L137 182H134ZM6 181V182H5ZM23 181V182H22ZM42 181V182H41ZM74 181V182H73ZM83 181V182H82ZM109 182V183H111V185L110 184H106L105 182ZM118 181V182H117ZM121 181V182H120ZM124 181V182H123ZM126 181H128L129 183H127ZM131 181H133V182H131ZM142 181H144L145 182V184H144V182L142 183ZM148 183H147V182ZM151 181V182H150ZM17 182V183H16ZM42 184H41V183ZM43 182H44V184H43ZM58 182V183H57ZM88 182V183H89ZM130 182H131V184H130ZM29 185H28V184ZM37 183H40L39 184V186H35V185H38ZM75 183V184H74ZM114 183V185H116V192L114 191V189L113 188H115V186H113L112 184ZM133 183V184H132ZM146 183H147V185H146ZM20 184V185H19ZM26 184V185H25ZM31 184H34L33 186L31 185ZM139 184H141L140 186H138ZM144 184V185H143ZM153 184H151L152 185V187L153 188H151V187H149V189H148V187H147V189H145V191L148 193L147 195H146V198H147V200H149L151 203H152V200H154L155 198V196H153V195H155L156 193L154 192L155 191V188H154V186H153ZM13 185V186H12ZM18 186V188H17V186ZM31 185V186H30ZM81 185V188L83 189H80V188H78V186H80ZM106 185V186H105ZM121 185V186H120ZM127 185H129V186H127ZM131 185H134V186H131ZM137 185V186H136ZM146 185V186H145ZM11 188H10V187ZM19 186H21V187H19ZM40 186H42V187H40ZM45 186V187H44ZM77 186V187H76ZM110 186H113V187H110ZM123 186V187H122ZM125 186V187H124ZM132 188H131V187ZM142 186L144 187V189L142 188ZM2 187V188H3ZM12 187H14V188H12ZM15 187H16V189H15ZM24 187V188H23ZM34 187H35V189H34ZM76 187V189H78L77 191H76V189H74ZM85 187H87V189H85ZM109 187V188H108ZM129 189H128V188ZM134 187H136V189L134 188ZM8 190H7V189ZM23 188V191H21V189ZM29 188V189H28ZM32 190H31V189ZM37 188V189H36ZM43 188H45V190H46V192H45V190L43 189ZM100 188V189H99ZM122 188V189H121ZM124 188V189H123ZM127 188V189H126ZM10 189H11V191H13V192H11L10 191ZM17 189H19L18 191H17ZM42 189V190H41ZM80 189V190H79ZM88 189H89V191H88ZM109 189V190H108ZM107 190V191H106ZM111 190V191H110ZM119 190H120V192L122 193H120L119 192ZM122 190H124L123 192H122ZM153 190V191H152ZM15 191V192H14ZM16 191H17V195H16ZM40 191L42 192V194L44 195V197H43V195L40 193ZM152 191V193L154 192V194H151L150 192ZM4 192V193H3ZM11 192V193H10ZM22 192H24V193H22ZM77 192V193H76ZM109 192V193H108ZM110 192L112 193V195H113V197L111 198V194H110ZM139 192H140V194H139ZM145 192V193H146ZM1 193H3V194H1ZM39 193V194H38ZM47 193V195H45ZM73 193H74V195H73ZM5 194V195H4ZM10 194H14L15 196H11ZM20 194V195H19ZM23 196H22V195ZM26 194V195H25ZM34 194V195H33ZM77 194V195H76ZM107 194H109V195H107ZM121 194V195H120ZM19 195V196H18ZM27 195H28V197H27ZM30 195H32V196H30ZM36 195V196H35ZM41 195H42V198H44V199H42L41 198ZM79 195H80V197H79ZM106 195H107V197H108V199H107V197H106ZM117 195H119V196H117ZM123 195V196H122ZM140 195V196H139ZM148 195H150V196H152V197H150L151 199L152 198H154V199H150L149 197H148ZM11 198V200L12 201H9V197ZM74 196H76L77 197V199H76V197H74ZM134 196V197H133ZM22 199H21V198ZM23 197H25L24 199H26V200H24L23 199ZM27 197V198H26ZM38 197V198H37ZM50 197V198H49ZM80 199H79V198ZM120 197V198H119ZM9 198V199H8ZM13 198V199H12ZM30 198V199H29ZM32 198V199H31ZM37 198V199H36ZM50 200H49V199ZM107 200H106V199ZM111 198V199H110ZM114 198V199H113ZM122 198V200H123V202H122V200L120 201V199ZM149 198V199H148ZM7 199H8V201H7ZM15 199V200H14ZM16 199H17V201H16ZM18 199L21 201V202H18ZM33 199L35 200V201H33ZM71 199V200H70ZM74 199V200H73ZM76 199V200H75ZM84 199V200H83ZM117 199V200H116ZM135 199V198H134ZM24 200V201H23ZM41 200H43V201H41ZM69 200V201H68ZM73 200V201H72ZM82 200V201H81ZM111 200V201H110ZM114 200H115V202H114ZM124 200H126L127 202V204L129 203L130 204V206L128 205V207L127 206H123V205H127V204H123L124 203ZM23 201V202H22ZM28 201V202H27ZM30 201V202H29ZM40 201V202H39ZM44 201H49V202H44ZM68 201V202H67ZM70 201H71V203H70ZM77 202L76 204H75V202ZM80 203H79V202ZM107 201V202H106ZM111 202V204L109 203V202ZM120 201V202H119ZM156 201V199L153 201V203ZM11 202V203H10ZM14 202V203H13ZM16 202V203H15ZM17 202H18V204H17ZM67 204H66V203ZM119 202V204L120 203H122V204H120L121 206H122V209L120 208L121 206L119 205V204H117ZM158 203L160 202V201H157ZM157 202H155V205L157 204ZM30 203V204H29ZM33 203V204H32ZM74 203V204H73ZM81 203H83V204H85V203H87V204H85L86 206H83V204L81 205ZM107 203H109L110 205H106ZM112 203H114V204H112ZM10 204H15V205H10ZM26 204H27V208H26ZM52 206H51V205ZM55 204H58V206L57 205H55ZM62 204H63V206H62ZM65 204V205H64ZM69 204V205H68ZM79 204L84 208V210H82L81 209V207H79ZM117 204V205H116ZM10 205V206H9ZM24 205H25V208H24ZM50 207H49V206ZM61 207H60V206ZM76 206V208H75V206ZM117 206L118 207V209L120 208L121 210H122V212H123V209L125 208L126 210L127 209H129L127 212L129 213V215H128V213H127V216H125L126 214H125V212H126V210L124 209V212L122 213L121 212V210H119V212H118V209H117V207H113V206ZM151 205H153L154 207H155V205L154 204H151ZM13 206V207H12ZM30 206V207H29ZM74 206V207H73ZM88 206V207H87ZM106 206V207H105ZM107 206H108V208H107ZM46 207V208H45ZM52 207H54V209L56 210V212H58V213H54L55 212V210L52 208ZM81 209L80 211H78V209L79 208ZM127 207V208H126ZM131 207V208H130ZM152 207V206H151ZM154 207H152V209H155V210H157L156 209V207L154 208ZM101 208V209H100ZM105 208H107V209H105ZM109 208H111L110 209V211H109ZM113 208H115L114 209V211H113ZM137 208H139L138 206H137ZM50 209H52V210H50ZM70 211H69V210ZM75 209H76V211L77 212H75ZM87 211H86V210ZM95 210V211H92V210ZM100 209V210H99ZM103 209V210H102ZM106 211H105V210ZM8 212H6V211ZM10 210H11V212H10ZM48 210V211H47ZM53 210H54V212H53ZM62 210V211H61ZM72 210V211H71ZM138 212H141L140 211V209H136ZM150 210H151V208H150ZM42 211H43V215H42ZM49 211H51V213H54L55 215H60V212H61V216H58L57 215V219L55 220V216L52 214V215H49L48 214V212ZM64 211H65V213H64ZM67 211H69V213L67 212ZM98 211H100V213L98 212ZM102 211V212H101ZM104 211V212H103ZM109 211V212H108ZM71 212H75V213H72V215L70 214ZM79 212V214H77ZM83 212V213H82ZM85 212H87V213H85ZM93 212H96L95 214L93 213ZM99 213V215H98V213ZM106 212V213H105ZM117 212V214H113V213H116ZM131 212H133V213H131ZM50 213V214H51ZM62 213H64V214H62ZM89 213H92V214H89ZM103 213V216L101 215V217H103V218H100V214H102ZM108 213V214H107ZM119 213H121L120 215H123V216H120L119 215ZM3 214V215H2ZM73 214H74V216H73ZM79 215V216H77V215ZM84 214H89L88 216V218H87V216L85 215L84 216ZM94 214V215H93ZM107 214V215H106ZM7 215V216H6ZM41 215V217H39ZM48 215H49V217H51V219L48 217ZM65 215H66V218H65ZM69 215L71 216V218L69 219ZM92 215H93V217H92ZM96 215V217H98V218H96V217H94ZM113 215V216H112ZM114 215H115V217H114ZM117 215V216H116ZM45 216V217H44ZM84 216V217H83ZM105 216V217H104ZM108 216V217H107ZM113 218H112V217ZM124 217V221L123 220H120V219H123V218H118V217ZM129 216H131V217H129ZM44 217V218H43ZM48 217V218H47ZM68 217V218H67ZM75 217V218H74ZM85 217H86V220H88V221H86V220H83V219H85ZM92 217V218H91ZM109 217H111V218H109ZM127 217V218H126ZM35 218V219H34ZM39 218H41V219H39ZM43 218V219H42ZM66 220H68V221H66ZM73 218V219H72ZM97 220H96V219ZM107 220H106V219ZM131 218V219H130ZM34 219V221H32ZM45 219V220H44ZM46 219L48 220V219H50L49 221H46ZM61 219V220H60ZM63 219V220H62ZM76 221H75V220ZM111 221H110V220ZM114 219H116L115 221H114ZM43 221L44 220V224L45 223H50V221H51V223H52V225L53 226H51V223H50V225H49V227H48V225L47 226H45V225H43V222L41 223V221ZM72 220V221H71ZM92 220V221H91ZM96 220V221H95ZM128 220V222H125V221H127ZM77 222L76 224H75V222ZM116 221H118V222H116ZM119 221L120 222H122V224H119ZM130 221H131V223H130ZM132 221H134V223L135 224H133V222ZM32 222V223H31ZM68 222V223H67ZM78 222H80V224L78 223ZM90 222H91V224H90ZM95 222V223H94ZM98 224H97V223ZM116 222V223H115ZM34 223V225H32ZM35 223H38V224H36L35 225ZM41 223V224H40ZM86 225H88V226H86ZM109 224V226H107V225H105V224ZM111 223V224H110ZM127 224V226H126V224ZM128 223H130L132 226L133 225H135V226H131L130 224L128 225ZM66 224V225H65ZM72 224V225H71ZM78 224V225H77ZM120 226H119V225ZM76 225V228L74 227ZM92 225V226H91ZM96 225V226H95ZM110 225H112L111 227H110ZM115 225H118L119 226V229H117V232L119 231V232H121V230H122V232H121V234H123V233H126V234H128V235H123V239H124V241H122V240H120V239H122V238H120V237H122V235H120V233H118L115 237L113 236V235H115L116 234V229H115V231H114V228L113 227H115ZM123 227H122V226ZM148 225V226H147ZM33 226H36V228H32ZM38 226L40 227L38 230H37V228H38ZM70 226V227H69ZM79 228H78V227ZM85 226V227H84ZM98 229H95V227ZM105 226H107V227H110V228H105ZM152 226V229L151 228H149V227H151ZM31 227V228H30ZM43 227V228H42ZM45 227V228H44ZM46 227H48V228H46ZM50 227L52 228V227H54L53 228V230L52 229H50ZM89 227V228H88ZM91 227V228H90ZM120 227H122V228H120ZM28 228H30L29 229V231H28ZM56 228H57V230H56ZM61 230H60V229ZM68 229V230H66V229ZM72 228H75L77 231H75V229L74 230H72ZM85 230H84V229ZM37 230V231H35V230ZM43 229V230H42ZM45 229V230H44ZM46 229L49 231L48 233H46ZM70 229V230H69ZM83 231H82V230ZM87 229H89V231H90V233L91 234H93V235H90V233H89V231L87 230ZM106 229H110V230H108L109 231V233H108V231L106 230ZM112 229V230H111ZM121 229V230H120ZM127 229V228H126ZM147 229L149 230L150 229V231H147ZM8 230H9V232H8ZM11 230H12V233H11ZM13 230H14V232H13ZM35 232H34V231ZM40 230V231H39ZM52 230V231H51ZM56 230V231H55ZM67 232H65V231ZM93 230V231H92ZM97 230V231H96ZM35 233V234H33V232ZM40 233H39V232ZM41 231H43V232H41ZM70 233H69V232ZM71 231L73 232V233H71ZM106 231V232H105ZM114 231V232H113ZM152 231V232H151ZM155 231H156V233H155ZM4 232V233H3ZM30 232L32 233V235H33V237H32V235L30 234ZM50 232H51V234H50ZM53 232V233H52ZM54 232L56 233V235H54ZM60 232L62 233V234H60ZM88 232L89 233V235H87L86 233ZM141 232L143 233L142 235H141ZM147 232V233H146ZM6 233V234H5ZM13 233H15L16 235H14V236H12V234ZM29 235H28V234ZM45 233H46V235H45ZM64 233H65V235H64ZM76 233V234H75ZM95 233V234H94ZM96 233H97V235H96ZM112 233H115V234H112ZM159 233V234H158ZM2 234H3V237H6V235H9V234H11V236L9 237H6L7 239H5V238H3L2 237ZM4 234H5V236H4ZM44 234V235H43ZM60 235L61 237H69V238H66L65 237V239L67 240V239H69V240H72V241H65V240H63V238H61L60 237V240H59V237L58 238H55V237H57L58 235ZM66 234H68V235H66ZM75 234V235H74ZM80 234V235H79ZM82 234H84L83 236H82ZM107 234H109V235H107ZM111 234V235H110ZM140 234V235H139ZM146 234V235H145ZM147 234H148V237H149V234H150V237H151V239H150V237L148 238L147 237ZM151 234H153L152 236H151ZM155 234V235H154ZM30 235H31V237H32V239L30 238ZM39 235H40V237H39ZM43 235V236H42ZM50 236V237H48V236ZM55 237H54V236ZM77 235H78V237H77ZM86 235V236H85ZM96 235V236H95ZM146 236V240H145V236ZM158 235H159V237H160V240H159V237H158ZM38 236V238H39V240H38V238H36ZM46 236H47V238H46ZM73 238H72V237ZM81 236H82V238L84 239H82L81 238ZM85 236V237H84ZM93 236V237H92ZM106 236H108V238L110 239V237H111V239L114 237V239H112L113 241L115 240V241H117V242H113L111 239H110V241H111V243H110V241H109V239L108 238H105ZM137 236V240H135V237ZM142 236H144V238H143V240H142ZM169 236V235H168ZM34 237H35V240H33L34 239ZM54 237V238H53ZM81 238V240H83V242L82 241H80L79 239ZM86 237H88V240H89V237H90V239H92V238H95V240H93L94 241V245L92 246V244L90 243V242H92L91 240H89V241H87V238ZM120 239H119V238ZM127 238V240H126V238ZM157 239H156V238ZM2 238V239H1ZM31 240H30V239ZM46 238V239H45ZM75 238V239H74ZM96 238H98V239H96ZM118 238V239H117ZM128 238H129V241H128ZM155 238V239H154ZM40 239H41V241H40ZM45 239V240H44ZM106 239V240H105ZM107 239H108V241H107ZM117 239V240H116ZM130 239H132L131 241H133L132 242V244H131V241H130ZM3 240V241H2ZM30 240V241H29ZM58 240V241H57ZM62 240H63V242H62ZM76 240V241H75ZM149 240H151V242L149 241ZM14 241H17V243L16 244H13V243H15ZM29 241V242H28ZM35 241V242H34ZM37 241H39L41 244H39V242H37ZM98 241L102 244V247L100 248H98L97 246H95V245H97V243H98ZM105 241L108 243V245H107V243H105ZM141 241V242H140ZM147 242L148 243V245H147V243H142V242ZM26 242V243H25ZM29 244H28V243ZM30 242H32V243H30ZM37 242V243H36ZM59 242H60V244H59ZM76 242H79L78 244L76 243ZM84 242H86L87 244H85ZM89 242V243H88ZM121 242V243H120ZM122 242H123V244H122ZM150 242V243H149ZM4 243H6V245L4 244ZM7 243H10L9 245L7 244ZM34 243V244H33ZM43 243V244H42ZM62 243V244H61ZM65 243H67V245H66V247H64L65 246ZM71 243H74L73 245H75V243L77 244V248H75L74 249V247H72L73 245L71 244ZM81 243V244H80ZM84 243V244H83ZM110 243V244H109ZM113 243V244H112ZM117 243H119L118 245H114V244H117ZM125 243H127L126 245L127 246H125L124 244ZM141 243L143 244V245H141ZM160 245H159V244ZM166 243V244H165ZM32 244V245H31ZM36 244H38L39 246H36ZM69 244H71V245H69ZM101 244H100V246H101ZM112 244V245H111ZM137 244H138V246L139 245H141V246H137ZM78 245H81L82 247H80V246H78ZM88 245H91L90 247H91V249L92 250H95V253H96V255H94V251H91L90 250V247L88 246ZM106 245L108 246L107 247V249H105L106 248ZM111 245V246H110ZM129 245H131V247L129 246ZM150 245H152V246H150ZM154 245V246H153ZM155 245H156V247H155ZM8 248H7V247ZM11 246V247H10ZM27 246V247H26ZM30 246V247H29ZM33 248H32V247ZM36 246V247H35ZM71 246V247H70ZM95 246V247H94ZM99 246V245H98ZM105 246V247H104ZM112 246H116V247H118V250H117V248H115V247H112ZM123 246H124V250H125V253H124V250H122L123 249ZM132 246H133V248H132ZM144 246H147V249H146V247L144 248ZM151 247V248H149V250H148V247ZM164 246V247H163ZM2 247V248H3ZM34 247L35 248H38V250L37 249H34ZM68 247V248H67ZM111 247H112V249H111ZM135 247V248H134ZM1 248V249H2ZM50 248V249H49ZM63 248H67V251H66V249H63ZM70 248V249H69ZM74 250H76V251H78V250H80V253H78V252H75L74 253V251H73V249ZM79 248V249H78ZM84 249V252L85 253H82V255H81V251ZM113 248H115V249H113ZM128 248V250H126ZM130 248H132V249H130ZM137 248H138V250H137ZM140 248H142V249H144V250H147V252L146 251H144V250H142L143 252H139V250H140ZM154 250H153V249ZM158 248V249H157ZM163 248V249H162ZM72 249V250H71ZM109 249H110V251H112V252H110L109 251ZM152 251H151V250ZM162 249V252L160 251ZM167 249V250H166ZM11 251L10 253L11 254H8L9 252L8 251ZM36 252H35V251ZM49 250V251H48ZM62 250L63 251H66L65 253L64 252H62ZM69 250H70V254L68 253L69 252ZM87 251V253H86V251ZM106 250H108V251H106ZM123 252H122V251ZM131 250V251H130ZM136 250H137V252H136ZM158 252H157V251ZM54 251V252H53ZM59 251V252H58ZM71 251H72V253H71ZM97 251V252H96ZM126 251L128 252V253H126ZM150 251V252H149ZM48 252V253H47ZM57 252V253H56ZM62 254H61V253ZM88 252H90V253H88ZM109 252V253H108ZM116 252H117V254H116ZM119 252H121V254L123 255H121ZM134 252V253H133ZM140 253L139 254V260L137 259L138 258V254L137 253ZM153 252H155V253H153ZM166 252V253H165ZM6 253H7V255H6ZM36 253H38L39 254V256H38V254H36ZM55 253V256L56 257H53V254ZM58 253L60 254V255H58ZM63 253L64 254H66V255H68V256H66V255H63ZM80 254L81 255V257L84 255V259L85 258H87V259H85L86 261H84V259L83 258H81V257H78L79 255L78 254ZM93 253V254H92ZM105 253H107V254H105ZM130 253V254H129ZM136 253V254H135ZM148 253V254H147ZM153 253V254H152ZM159 255H158V254ZM162 253H163V255H162ZM13 254V255H12ZM14 254H15V257H13L14 256ZM51 254V255H50ZM74 254V255H73ZM78 256H77V255ZM112 256H111V255ZM119 254V255H118ZM132 254H134V255H132ZM143 254V255H142ZM144 254H146V257L144 258ZM154 254H155V256L156 255H158V256H154ZM165 254V255H164ZM50 256V258H49V256ZM72 255V256H71ZM93 255H94V257H93ZM108 255H110V256H108ZM114 255V256H113ZM128 255V256H127ZM131 255V256H130ZM135 255H136V258H135ZM151 255V256H150ZM167 255V256H166ZM7 256L9 257L8 258V260H10V257L12 256L14 259H12V257H11V260H10V262L7 260ZM52 256V257H51ZM63 256V257H62ZM88 256V257H87ZM97 256V257H96ZM121 256V257H120ZM126 258H125V257ZM153 256V257H152ZM161 256V257H160ZM164 256H166V258L164 257ZM60 257L62 258V259H60ZM71 259H70V258ZM73 257H76V258H73ZM110 257H112V258H110ZM116 257V258H115ZM121 258V259H118V258ZM127 257H130V259L129 258H127ZM132 257V258H131ZM141 257L144 259V262H142V260L143 259H141ZM150 257V258H149ZM160 257V258H159ZM3 258H4V260H3ZM38 258V259H37ZM53 258V259H52ZM65 258H68V259H64ZM106 258H107V260H106ZM123 258H124V260H123ZM154 258H157L156 260L154 259ZM50 259V260H49ZM59 259V260H58ZM70 259V260H69ZM80 259H83L82 261H84V263L80 260ZM97 259V260H96ZM109 259V260H108ZM127 259V260H126ZM137 259V260H136ZM160 259V260H159ZM166 259H168L167 261H166ZM3 260V261H2ZM40 260V261H39ZM57 260V261H56ZM67 260V261H66ZM99 260H100V262H99ZM132 260V261H131ZM155 260V261H154ZM163 260V261H162ZM23 261V262H22ZM25 261V262H24ZM50 261V263H47V262H49ZM52 261H54V262H52ZM55 261L57 262V263H55ZM62 261V262H61ZM68 262V263H66V262ZM81 261V262H80ZM107 261H109V262H107ZM111 261V262H110ZM114 261V262H113ZM118 261V262H117ZM124 261H127L128 263H126V262H124ZM141 263H140V262ZM172 261V260H171ZM31 262V263H30ZM95 262H97V263H95ZM99 262V263H98ZM107 262V263H106ZM124 262V263H123ZM146 262V263H145ZM135 263V264H136ZM150 263V264H151ZM27 264V263H26ZM171 264V263H170Z\"/></svg>","mask_w":264,"mask_h":264}]
</instances>
